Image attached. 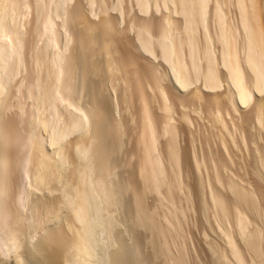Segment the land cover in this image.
<instances>
[{"label":"rangeland","instance_id":"1","mask_svg":"<svg viewBox=\"0 0 264 264\" xmlns=\"http://www.w3.org/2000/svg\"><path fill=\"white\" fill-rule=\"evenodd\" d=\"M28 1V2H27ZM35 1V0H34ZM33 1V2H34ZM39 1H40V3H45L44 5H43V3L42 4H40L39 3ZM50 0H36V2H32L31 0H26V2H24L23 4L24 5H22L21 4V6H20V9L17 11V13H15L13 16L15 17V18H12L13 20H14V25H16V23L15 22H17V25H16V27L15 28H17V29H15V30H13V28H10V30L11 31H16L17 30V32H19V36H20V38L21 37H23V38H21L22 40H21V44H22V46H21V48H22V52L20 51V54L22 53V55H20V57H23V61H22V58H20L21 60H20V62H21V65H24L22 68H21V65H19L17 68L19 69V68H21L20 69V71H18V69H16L17 70V75H15L16 77H14L13 79H12V81L10 82H8V81H6V82H8V83H6V84H9V87L7 88L6 87V85H5V88H3V90L4 91H2V92H4V93H2L1 95H0V105H1V101L3 102H5V104L6 105H8V107H6V105L4 104V102L2 103V105L0 106V139H1V142H0V168L2 167V169L3 168H7L5 171L6 172H4V171H2V169H0V171L1 172H3V173H0V175L2 174H6V178H7V176L9 177V178H7V181H6V179H5V176H0V191H3L2 193L0 192V196L3 194V196L1 197V199L0 200H2V201H0V203H1V205H3V206H0V213H1V211H2V213H1V215L5 218V216L7 217V218H5V222L7 221V223H5L4 222V225L5 224H7V225H3V227H6L5 229L2 227V229H4V230H2V232L4 233L5 231L7 232V233H5L6 234V236H7V238H8V236H9V231L14 227V225L15 224H12L11 222H13L15 219H17L16 220V222L14 221V223H16V224H20V225H16L18 228H19V230H21V231H19L20 232V234L22 233V234H24V235H20L21 237H18V243H19V245L18 246H20L21 247V249H20V247H19V251L20 252H16V250L14 251L13 249L15 248V249H17L15 246H13V244L10 242V237H9V239H6V237H5V241L4 242H6L3 246H0V264H11V262L12 263H14V261L17 259V257L20 255V256H22V255H24V256H26V259H24L25 257L24 256H22V257H20L21 258V261H22V264H24V262H25V264H42V262H37V261H39L38 259H40V261H41V258L40 257H42L43 256V254H45L46 253V250H44L43 248H44V245H40V247H39V244H41L40 242H43V244L47 241V239L48 238H50L51 239V235H52V238H54L55 237V234L54 233H62V231H59L60 229H63L64 231V233L66 234V233H68V226L66 227L65 226V223L67 222V224L69 225V221H66L65 222V219L67 218V220H69V211H68V209H64L63 207H65L66 208V206L67 205H65L66 203H67V201H64V200H66V198L65 197H67V196H64L63 195V193L60 195L61 196V199H60V197H58V199H57V197L56 196H58L59 195V193H61V190L62 189H60V188H58L59 187V185L60 186H66V184H67V186H66V188L68 187V183H73L72 181L71 182H69L70 181V179L69 178H72L71 180H73V181H75L76 179V176L77 175H79V173H80V171L79 170H81L82 169V163L81 162H79L78 160H80L79 158H77V155L75 154V152L72 150L73 148H72V146L74 145V142L76 143V142H80L81 143V140H82V143L81 144H83V145H90V143L92 142V144L94 145H92L93 147H91V148H94L93 150L95 151V152H93V155L92 156H94L93 158H91L90 160H89V164H90V168H91V170H92V173H93V175H96L95 173L96 172H101L100 174H104V175H102L101 177H104L105 178V181H107L108 182V180H110L111 178L110 177H112V179H113V181H112V179L110 180V181H112L111 183H112V185L113 184H115V188H117L116 186H118V187H120V189H121V191L122 190H127L126 192L124 191V193H125V196H123V198H124V200H123V198L121 199L120 197V199H118V197H117V201L118 200H122V202H118L117 203V201L115 202V203H117L116 205H118V206H116V207H118V208H116L115 207V205H114V208L112 209V210H109L110 208H108L106 211H107V213H106V211L104 212V214L106 215H103V219H104V223L106 224V223H109L110 224V222H112V225L114 224V226H115V228L110 224V225H104L103 226V231H104V229L105 230H108V231H110V229H108V228H111V227H113V230H111L109 233L111 234L110 236L108 235V236H104V234L106 235V233H104L103 234V236L104 237H102V234L100 233L99 234V236H100V239H99V243H100V240H101V242L104 240V239H106V241H103V242H105L104 243V245H102L103 244V242H102V244H101V246H99L100 244H98V246H96L97 248V250H96V254H98L97 255V257L99 256L100 258H102V261H101V263L99 262V264H114L115 262H116V264H242L243 263V261H244V264H264V171H263V168H262V166H259L258 168H257V163L259 164V162L262 160V159H264V152H262L263 150H264V130H263V128L261 127V125L258 123V121L257 120H255L254 119V117L253 116H251L250 115V120H252V122L250 121V120H242V119H244V117L245 116H249L248 114L251 112V110L253 109V103L255 104V101H256V98L257 99H259V98H261V97H264V94H259V95H263V96H258V95H256L254 98H253V100H252V102H251V105H249V106H247V107H245V108H237V110H233L232 108H230V110H228L229 111V113H226V114H224V112H222V113H220V114H218V115H215L214 113H212L211 114V112L209 113V111L206 109V107H207V105H205L206 103H205V101H204V99L203 98H201L200 100H198V101H196V100H192V99H190L189 97V95H190V93L193 91V89H194V86L193 85H190L191 87H188V88H180V87H178L177 85H176V83H174V78L172 77L173 76V74H171L170 72H169V69H168V67H166L167 66V64H165L166 62L164 61V60H162L163 58H161V55H159V53L158 52H155L156 54L154 55V53L152 54L151 53V55H150V53H148V52H145V51H143L140 47H138L137 46V44H138V42H137V36H136V33H137V30H138V21H139V19H142V18H146V19H154L155 21H158L159 22V20L161 19V16H162V14H164V13H167V9H165V8H163V6L162 5H159V8H158V10L157 9H155V7L153 6V5H151L152 4V1H150V6L148 7V11L146 12V11H144V12H141V11H139L138 9H137V5H136V3H133V1L135 2V0H130V1H128V0H96V1H93V6H91L92 7V9L90 10V6H89V0H75V1H77V3L74 1V0H66V1H64V3L67 5L68 3V6H67V8H66V5L65 4H63V6L62 7H60L59 8V10L56 8V12H55V8H53L55 5L54 4H56L57 3V0H56V2H54L53 3V1L51 0V2H49ZM62 1V0H61ZM60 0H58V2L60 3L61 2ZM79 1H81L80 3H79ZM101 1H103V2H101ZM118 1V2H117ZM31 2V3H30ZM40 4V5H38V3ZM96 2H99V3H96ZM104 2H106V3H104ZM116 2V3H115ZM122 2V3H121ZM127 2V3H126ZM36 3V4H35ZM52 3V4H51ZM100 3H102V5L100 4ZM132 3V4H131ZM35 4V5H34ZM48 4V5H47ZM75 4H77V5H75ZM80 4V5H79ZM30 7H32V8H30ZM42 5V6H41ZM51 5H53V7L51 6ZM69 5H71V6H69ZM104 5V6H103ZM106 5V6H105ZM109 5V6H108ZM128 5V6H127ZM28 6V7H27ZM51 6V7H50ZM73 6H75V7H73ZM77 6H78V8H77ZM81 6V7H80ZM161 6V7H160ZM24 7V8H23ZM28 9H27V8ZM41 7V8H40ZM47 7V8H46ZM51 9H50V8ZM70 8V10H69V8ZM90 7V8H89ZM100 7V8H99ZM113 9H115V10H113ZM134 7V8H133ZM39 10H38V9ZM44 8V9H43ZM46 8V9H45ZM50 10H49V9ZM62 8V9H61ZM63 8H65L64 10H63ZM75 8V9H74ZM119 8V9H118ZM126 8V9H125ZM128 8H130V9H128ZM154 8V9H153ZM26 9V10H25ZM32 9V10H31ZM50 11V12H48V10ZM73 9V10H72ZM83 9V10H82ZM118 9V10H117ZM121 9V10H120ZM128 9V10H127ZM34 10H36L37 11V13H36V11H34ZM52 10H54V11H52ZM67 10H69V11H67ZM77 12H76V11ZM101 10H102V12H101ZM107 10V11H106ZM127 10V11H126ZM129 10H131V11H129ZM33 11V12H32ZM58 11H61V12H58ZM64 11H67V12H64ZM81 11V12H80ZM91 11V12H90ZM122 11V12H121ZM123 11L125 12V14L123 13ZM165 11V12H164ZM53 12H55L54 14H53ZM72 12V13H71ZM75 12V13H74ZM160 12V13H159ZM19 13V15H17ZM43 13V14H42ZM64 13V14H63ZM74 13V14H73ZM82 13V14H81ZM146 13H148V14H146ZM36 14V15H35ZM49 14H50V16H49ZM70 16H68V15ZM71 14V15H70ZM22 15V16H21ZM46 15V16H45ZM54 15V16H53ZM63 15H64V18H63ZM75 15V16H74ZM84 15V16H83ZM114 15V16H113ZM122 17H121V16ZM136 15V16H135ZM141 15V16H140ZM152 15V16H151ZM158 15V16H157ZM161 15V16H160ZM172 15H174L173 17H177V15H175V14H172ZM17 16V17H16ZM37 16V17H36ZM45 16V17H44ZM60 16H62V20L64 21V19H65V23L67 22V20H68V22L66 23V25H65V23L64 22H62L61 21V17ZM77 16L79 17V19L77 18ZM83 16V17H82ZM128 16V17H127ZM18 17H20L21 18V20H20V18H18ZM37 18V20H35L34 21V18ZM50 18L52 21V25H53V29L55 30L54 32V34L58 37V39L55 37V35L53 34V35H51L50 34V36L52 37V38H50V39H53V42H52V40H49V35L48 34H45L44 32H43V28H44V22H45V18ZM65 17H67V18H69V19H67V18H65ZM100 17V18H99ZM104 17H106V19H108V21L109 22H107L106 23V25H104V26H106V28H105V30L107 31V33L103 36L102 34H104V33H101V34H99L98 32H99V30H97L96 28H94V30H92V29H89V27H88V29H87V26L86 25H88V24H93V23H99L102 19L101 18H104ZM120 17V18H119ZM132 17V18H131ZM148 17V18H147ZM17 18V19H16ZM40 20H39V19ZM70 18H72V20L70 19ZM80 18H82L83 20L81 21V19ZM139 18V19H138ZM33 19V20H32ZM54 19H56V20H54ZM76 19H78V20H76ZM85 19V20H84ZM112 19V20H111ZM115 19V20H114ZM119 19V20H118ZM121 19V20H120ZM263 19H264V16H263ZM13 20H12V22H10V24H12L13 23ZM61 22H60V21ZM80 20V21H79ZM127 20H129V21H127ZM70 21V22H69ZM73 21V22H72ZM74 21H77V22H74ZM87 21H88V23H87ZM90 21H92V22H90ZM116 21V22H115ZM119 21V22H118ZM126 21V22H125ZM131 21V22H130ZM56 22V23H55ZM59 22V23H58ZM86 22V23H85ZM110 22H112V23H110ZM114 22V23H113ZM121 22V23H120ZM130 22V23H129ZM135 22H136V24H135ZM34 23V24H33ZM36 23V24H35ZM44 23V24H43ZM55 23V24H54ZM60 23H62V25L60 24ZM71 23V24H70ZM75 23V24H74ZM86 25H85V24ZM118 23H120V25L118 24ZM22 26H21V25ZM57 24V25H56ZM74 24V25H73ZM84 24V25H83ZM129 24V25H128ZM131 24V25H130ZM19 25V26H18ZM36 25V26H35ZM42 25V26H41ZM58 28V26H59V28L57 29L55 26ZM67 25H68V27H67ZM70 25H71V27H70ZM117 27H116V26ZM10 27H13L12 25H9ZM33 27V29H34V31L32 30V27ZM35 26V27H34ZM62 26V27H61ZM63 26H64V28L65 27H67L66 28V30L63 28ZM85 27V28H82V27ZM88 26H90V25H88ZM115 26V27H114ZM137 26V27H136ZM30 27V28H29ZM40 27H42V28H40ZM73 27H76V28H73ZM78 27V28H77ZM80 27V28H79ZM132 27H134V30H133V28ZM19 28H21V30L22 31H20V29ZM29 28V29H28ZM73 28V29H72ZM120 28V29H119ZM128 28V29H127ZM131 28V29H130ZM40 29V31H38ZM42 29V30H41ZM57 29V30H56ZM68 29H69V31H70V33L71 34H69V32H68ZM77 29V30H76ZM87 29V30H86ZM113 29V30H112ZM115 29V30H114ZM19 30V31H18ZM32 30V31H31ZM74 30V31H73ZM44 33V35H40V34H43L42 32ZM60 31V32H59ZM67 31V32H66ZM80 31V32H79ZM86 33H85V32ZM92 31V32H91ZM94 31V32H93ZM115 31V32H114ZM159 31V30H158ZM39 32V33H38ZM62 32V33H61ZM64 32H66V33H64ZM91 32V33H90ZM103 32V31H102ZM125 32V33H124ZM30 33H33L32 35H35V36H32V35H30ZM37 33V34H36ZM83 33V34H82ZM88 33V34H87ZM97 35H96V34ZM59 34V35H58ZM68 35V37L67 36H65V35ZM80 34H82L81 36H80ZM84 34H86V36L84 35ZM17 35H18V33H17ZM94 36L93 38H92V36ZM102 35V36H101ZM46 36V37H45ZM55 38H54V37ZM62 36V37H61ZM79 36V37H78ZM67 37V38H66ZM83 37V38H82ZM85 37H86V39H85ZM102 37V38H101ZM119 37V38H118ZM122 37V38H121ZM127 37V38H126ZM131 37V38H130ZM136 37V38H135ZM26 38V39H25ZM43 38H45V39H43ZM64 38H66V39H64ZM95 38V39H94ZM105 38H109V40H111V44H112V46L110 45V42H107L106 43V41H108L107 39H105ZM113 38H114V44L112 43L113 41ZM130 38V39H129ZM36 39V40H35ZM43 39V40H42ZM54 39H55V41H57L58 40V42H55L56 44H54V45H52L53 43H54ZM78 39V40H77ZM84 39V41H82ZM93 39V40H92ZM135 39V40H134ZM0 40L1 41H3V42H5V43H8L7 41H8V39H5V37H1L0 38ZM6 40V41H5ZM47 42H49V43H47L48 45H49V47H46L45 45H46V41ZM49 40V41H48ZM66 40V41H65ZM88 40H90V41H88ZM103 40V41H102ZM126 40V41H125ZM62 41V42H61ZM64 41V42H63ZM67 41H68V43H67ZM80 41V42H79ZM121 41H123V42H121ZM23 42V43H22ZM66 42V43H65ZM81 42H82V44H81ZM92 44H91V43ZM94 42V43H93ZM131 42V43H130ZM50 43H51V45H50ZM105 43V44H104ZM108 43H109V45H108ZM59 44H60V47H59ZM67 46H66V45ZM86 44H87V46H86ZM47 45V46H48ZM59 48H57L56 46ZM83 45V46H82ZM93 47H92V46ZM116 46V51H115V48H114V46ZM43 46L44 47H46V48H43ZM54 46V47H53ZM69 46H70V48L72 47V49H69ZM86 46V47H85ZM105 46H108L107 48H105ZM111 46V47H110ZM136 46V47H135ZM37 47H39V50H38V48ZM55 47L57 48V49H55ZM78 47H80V48H78ZM82 47V48H81ZM92 49H91V48ZM102 47H104L107 51H105V50H103V48ZM113 47V48H112ZM120 49H119V48ZM133 47V48H132ZM37 48V49H36ZM47 48H51V49H47ZM62 50H61V49ZM64 48V49H63ZM78 48V49H77ZM86 50H85V49ZM98 48H100V49H98ZM133 49L132 51H133V54H135L136 55V59H137V61H136V65H135V67L137 68V72H136V74H137V76L138 77H141L142 78V80L140 81V90H139V88H137L136 87V89L135 88H133L134 87V85H135V83L136 82H134L133 80H132V78L131 77H133V73L132 74H130L129 72H123L122 70H123V68H121L122 66H120V70L122 71H120V73L118 72V74H116V76H117V79L116 78H112L111 79V81H110V79L108 78V76H107V74L109 73V72H106L107 70H105L106 68V66H105V64L108 62V60H112L113 62H115L117 65L119 64V63H117V61L119 62V59H120V61H121V57H123L122 55L124 54V52H125V50H127V49ZM35 49H36V51H35ZM43 49V50H42ZM87 49L89 50V51H87ZM112 49V51H110ZM56 50V51H55ZM59 50H61V52L59 51ZM64 50V51H63ZM73 52H71V51ZM85 50V51H84ZM102 50H103V52H102ZM124 50V51H123ZM41 51H43L44 52V56H46L45 58H44V61H43V53L41 52ZM58 51V52H57ZM62 51H63V54H62ZM91 51V52H90ZM116 52V54H114L115 52ZM120 51V52H119ZM145 52V54L143 53V52ZM53 52H57V53H59V54H61V56H65V57H67V58H65V59H67V61L65 60V59H62V61L63 62H65L64 64H65V66H63V65H61V64H59L62 68L63 67H66V68H68V69H66V70H63L61 67H60V69H61V72H62V70H63V72L65 71H68V73L70 72V69H71V74L69 73V74H67V73H65L64 72V77H65V75H66V78H67V80L68 81H70V79L72 80L71 81V84H70V82H68L65 78H64V80L69 84V85H72L73 87V100H75V101H71V99H70V103L68 102V105L69 104H74V107H73V105H72V109H71V105H69V107L67 106V104H65V103H67V101H65L64 100V102L61 104L62 106H66V107H68L69 109H71V110H73V111H77L76 113L77 114H79V113H82V115L85 113V111H87L86 113H87V119H88V122L86 121V124H85V127L84 128H82V129H80L79 131H81L80 133H79V131L77 130V132L76 131H74V132H71V133H69L68 135H66V137L65 138H67V139H63L59 144L60 145H53V147H52V145H49V139H48V133L46 132V130L44 129L43 130V128L40 126L39 127V129H38V126H36V125H39V117H37V114H38V106L40 107L41 106V108H42V110L45 108V105L44 104H36L35 105V103L37 102V98H35V96H37L36 95V93L37 92H35V87H34V84H36V81H35V83H34V81L33 80H36V78H35V76L37 77V76H40V74L39 73H41L42 72V70L41 69H43V72H44V70H46V68L50 65V64H52L53 65V61H52V58H53V56H54V53ZM80 52V53H79ZM87 52V53H86ZM106 52V53H105ZM36 53H38L37 55H36ZM48 53H50V54H48ZM52 53H53V55H52ZM89 53H91V54H89ZM99 53H101V54H99ZM147 53V54H146ZM32 54V55H31ZM68 54V55H67ZM80 54H81V57H78V55L80 56ZM95 54H97V55H95ZM106 56H105V55ZM120 54H121V56H120ZM42 56V58H40L43 62H44V64H43V62H42V65H36V62H35V60H31V59H34V58H36V57H31V56H38V57H40V56ZM92 55V56H91ZM99 55V56H98ZM158 55V56H157ZM49 56V57H48ZM77 56V57H76ZM84 56H87V58L86 57H84ZM115 56V57H114ZM153 56V57H152ZM154 56H155V58H154ZM71 57V58H70ZM102 57V58H101ZM109 57V58H108ZM139 57V58H138ZM141 57V58H140ZM159 57V58H158ZM49 58H51V59H49ZM63 58V57H62ZM86 58V60L85 61H87L88 60V62H89V64L91 63H95V61L98 63V62H102V64H104L103 66H102V64H95V65H93V66H96V68H93V72H92V74H93V77L95 76V78H96V76H97V78L95 79V78H92V75L90 74L89 75V77H88V74L87 73H85V68H84V66H85V64H84V62H82V60H84ZM90 58V59H89ZM111 58V59H110ZM117 58V59H116ZM144 58V59H143ZM158 58V59H157ZM92 59H94V60H92ZM108 59V60H107ZM139 59V60H138ZM160 59V60H159ZM9 60H11V59H9ZM51 60V61H50ZM68 60H70V61H68ZM79 60H80V62H79ZM107 60V61H106ZM149 60V61H148ZM156 60V61H155ZM31 61H32V63H31ZM34 61V62H33ZM47 61H48V63H47ZM50 61V62H49ZM74 61H78V62H74ZM164 61V62H163ZM25 62V63H24ZM63 62H61V63H63ZM67 62H69L68 63V65H67ZM149 62V63H148ZM161 62V63H160ZM23 63V64H22ZM35 63V64H34ZM71 63V64H70ZM77 63H78V65H79V67H78V65H77ZM83 63V64H82ZM86 63V62H85ZM158 63V64H157ZM20 64V63H19ZM36 65V66H34V65ZM48 64V65H47ZM151 64H152V66H151ZM71 65H72V67H71ZM82 65V66H81ZM163 65L165 66V67H163ZM38 66V67H37ZM40 66H42L41 68H40ZM44 66H46V68L44 67ZM53 66H55V65H53ZM68 66H70V67H68ZM73 66H76V67H73ZM92 66V67H93ZM105 66V67H104ZM7 67V66H6ZM33 67V68H32ZM82 67V68H81ZM91 67V68H92ZM100 67V70H98V68ZM101 67H103V68H101ZM158 67V68H157ZM35 68V69H34ZM37 68L39 69V70H37ZM74 68V69H73ZM90 68V69H91ZM156 68V69H155ZM96 69H97V71H96ZM146 69V70H145ZM151 69V70H150ZM164 69V70H163ZM34 70V71H33ZM36 70V71H35ZM75 70V71H74ZM78 70H79V72H78ZM82 70H83V72H82ZM103 70H104V72H103ZM153 70V73L154 74H156V76H157V78H159L158 79V83H159V89L157 88H153V87H151L147 82H144L145 80V77H146V73H147V71H152ZM154 70H156V71H154ZM39 71V72H38ZM96 71V72H95ZM99 71H100V73H99ZM145 71V72H144ZM2 72H4V71H2ZM6 72V71H5ZM8 72V71H7ZM16 72V71H15ZM30 72V73H29ZM37 72H38V74H37ZM42 72V73H43ZM74 72V73H73ZM157 72V73H156ZM27 73H29V75L27 74ZM111 73V72H110ZM125 73V74H124ZM142 73V74H141ZM149 73V72H148ZM151 73V72H150ZM149 73V74H150ZM152 73V74H153ZM30 74H31V76L33 77V78H31V76H30ZM75 74V75H74ZM97 74V75H96ZM163 74H165V75H163ZM4 74H1V76H3ZM6 75V74H5ZM68 75H69V77H68ZM77 75V76H76ZM85 75H87L86 77H85ZM100 75V76H99ZM104 75H105V77H106V79H105V77H104ZM119 75V76H118ZM162 75V76H161ZM27 76H29L30 78H27ZM73 77V78H71V77ZM102 76H103V78H102ZM111 76V75H110ZM109 76V77H110ZM164 76V77H163ZM84 77H85V79H88L87 80V83L85 82V80H83L84 79ZM113 77H114V75H113ZM119 77V78H118ZM4 79V76L3 77H1V79ZM76 78V79H75ZM78 78H80V79H78ZM91 78V79H90ZM140 78V79H141ZM15 79V80H14ZM26 79H27V82H26ZM39 79V78H38ZM74 79V80H73ZM78 79V80H77ZM104 79V80H103ZM109 79V80H108ZM116 79V80H115ZM122 81H121V80ZM131 79V80H130ZM14 80V81H13ZM22 82H21V81ZM28 80H29V83H28ZM31 80V81H30ZM89 80H92V81H90V82H88ZM94 80H96V81H94ZM99 80H100V82H99ZM106 80V81H105ZM118 80H120V82L118 81ZM125 80V81H124ZM144 80V81H143ZM17 81V82H16ZM32 81H33V83H32ZM102 81V82H101ZM108 81V82H107ZM127 81H128V84H127ZM163 81V82H162ZM14 82V83H13ZM19 82V85L17 84ZM66 82H64V84L66 83ZM75 82V83H74ZM93 82V83H92ZM104 82V83H103ZM130 82V83H129ZM21 83L23 84V85H21ZM82 83V84H81ZM92 83V84H91ZM99 83V84H98ZM124 83V84H123ZM144 83V84H143ZM13 84V85H12ZM25 84H27V85H25ZM74 84H75V86H74ZM80 84V85H79ZM85 84V85H84ZM86 84H88V85H86ZM91 84V85H90ZM107 84V85H106ZM113 85V89L111 88V85ZM130 84H132V88L129 86ZM199 84V82L197 83V85ZM18 87H17V86ZM21 85V86H20ZM28 85H29V87H28ZM32 85H33V87H32ZM93 85V86H92ZM110 85V86H109ZM129 87V88H131V89H129V88H127V86ZM162 85V86H161ZM171 85V86H170ZM225 85V84H224ZM224 85L222 86V87H220V89H217L216 91H212L211 92V90H207V89H205V88H203V87H201L203 90V93H202V95H204V97L205 96H207V95H212V94H214V93H217V94H223V92L225 91L224 89L226 88H224ZM26 86V87H25ZM86 86H87V88H86ZM89 86V87H88ZM118 86V87H117ZM150 86V87H149ZM166 87V88H164V87ZM168 86V87H167ZM20 87V88H19ZM31 87V89H29ZM102 87V88H101ZM106 87V88H105ZM116 87V88H115ZM174 87V88H173ZM11 88V90H9ZM14 88V89H13ZM80 88V89H79ZM98 88V89H97ZM117 88H120V89H117ZM170 88L172 89V90H170ZM6 89V90H5ZM21 89H22V91H21ZM34 89V90H33ZM85 89H86V91H85ZM92 89V90H91ZM97 89V90H96ZM101 89H103V91L101 92H99V90H101ZM109 91H108V90ZM165 89V90H164ZM7 90H8V92H7ZM12 90H13V92H12ZM14 90H15V92H14ZM27 92H25V91ZM27 90H29V91H27ZM30 90H31V92H30ZM34 92H33V91ZM83 90H84V92H83ZM95 90H96V92H95ZM106 90V91H105ZM130 90V91H129ZM135 90V91H134ZM141 90H142V92H141ZM157 90V91H156ZM159 90V91H158ZM163 90V92L162 93H160L161 91ZM168 90V91H167ZM183 90V91H182ZM11 91V92H10ZM112 91V92H111ZM117 91V92H116ZM132 91V92H131ZM143 91H144V93H143ZM151 91V92H150ZM201 91V92H202ZM25 92V94H23V93ZM77 94H76V93ZM104 92V93H103ZM153 92V93H152ZM170 92V93H169ZM206 92V93H205ZM222 92V93H221ZM12 93V94H11ZM14 93V94H13ZM75 93V94H74ZM103 93V94H102ZM109 93V94H108ZM119 93V94H118ZM126 93V94H125ZM140 93L141 94H144V95H140ZM148 93V94H147ZM153 95H155V97H153L152 98V94ZM166 93V94H165ZM172 93V94H171ZM186 93V94H185ZM7 94V95H6ZM29 96H28V95ZM30 94H32V96H33V98L31 97V95ZM78 94H79V96H78ZM85 94V95H84ZM91 94V95H90ZM105 94V95H104ZM161 94V95H160ZM165 96H164V95ZM185 94V95H184ZM207 94V95H206ZM10 95V97H8ZM76 95V96H75ZM83 97V98H81V96ZM88 95V96H87ZM118 95H119V97H118ZM4 96H7V97H4ZM15 96V97H14ZM104 96V97H103ZM124 96V97H123ZM139 96L141 97L140 99H139ZM149 96H150V98H149ZM183 96V97H182ZM2 97V98H1ZM14 97V98H13ZM86 97V98H85ZM89 97V99H87ZM93 97V98H92ZM103 97V98H102ZM108 97V98H107ZM179 97V98H178ZM259 97V98H258ZM11 99V102H9L10 101V99ZM12 98H13V100H12ZM27 98V99H26ZM76 98V99H75ZM112 98V99H111ZM115 98V99H114ZM126 98H128V99H126ZM158 98V99H157ZM170 100H168V99ZM4 99V100H3ZM9 101H8V100ZM93 99H94V101H93ZM131 99V100H130ZM138 101H137V100ZM174 99V100H173ZM175 99H177V100H175ZM186 101H188V102H186ZM30 100V101H29ZM31 100H32V102H31ZM90 100V101H89ZM96 100H98L97 102H96ZM106 100H107V102H108V104H107V102H106ZM142 100V101H141ZM153 100V101H152ZM156 100V101H155ZM162 100H164V101H162ZM168 100V101H167ZM182 100V101H181ZM190 100V101H189ZM263 100V103H264V99H262ZM36 101V102H35ZM104 101H105V103H104ZM140 101V102H139ZM143 101L146 103V106H147V110H149V112H150V114H151V116H152V118H153V132H154V134H156L155 136V139H154V142H153V145H155L154 147L155 148H153V151H154V153H156L157 152V154H155V156H162V157H157L158 159H159V162L161 163V165H160V163H159V166L162 168V175H161V179H162V181H161V183H160V185H156V180H154L152 177L150 178V176L151 175H149V174H151V171H152V169H150V168H148L147 167V165H146V169H145V174L144 173H142L141 172V169H142V167H141V163H143L144 162V160H141V159H144V149L142 148V146H141V144L139 143V137H140V133H142V125L141 124H143V122H142V119L144 118V116H143V113L142 114H140L143 110V108H142V104L141 103H143ZM151 101V102H150ZM185 101V102H184ZM24 102V103H23ZM34 102V103H33ZM73 102V103H72ZM90 102V103H89ZM137 102L139 103V105L137 104ZM167 102V103H166ZM177 102V103H176ZM181 102V103H180ZM196 102V103H195ZM199 102V103H198ZM8 103V104H7ZM12 105H11V104ZM16 105H15V104ZM26 103H28V104H26ZM39 103V102H38ZM126 103H127V105H126ZM151 103H154L153 105L151 104ZM22 104V105H21ZM30 104H31V106H30ZM35 105V107H34V105ZM77 104V105H76ZM85 104V105H84ZM89 104V105H88ZM91 104V105H90ZM148 104H149V106H148ZM170 104V105H169ZM179 104H182V105H179ZM194 104V105H193ZM196 104H197V107H196ZM17 105H19V106H17ZM38 105V106H37ZM81 105L83 106V109H82V107H81ZM102 105H104L103 107L105 108V112L102 110L103 109V107H102ZM111 107H110V106ZM135 105V106H134ZM155 105V106H154ZM161 107H160V106ZM162 105H163V107H162ZM175 107H174V106ZM3 106V107H2ZM5 106V107H4ZM10 106V107H9ZM21 106H22V108L24 107V109H22L21 108ZM61 106V107H62ZM89 106V107H88ZM95 106V107H94ZM99 106H101L100 108H98ZM106 106V107H105ZM116 106V107H115ZM124 106V107H123ZM130 106V107H129ZM134 106V107H133ZM159 106V107H158ZM166 106H167V110H165L164 111V109L166 108ZM171 106V107H170ZM177 106V107H176ZM192 106V107H191ZM194 106V107H193ZM16 107V108H15ZM25 107L27 108V109H29V111L26 109L25 110ZM29 107V108H28ZM33 109H32V108ZM76 107V108H75ZM110 107V108H109ZM133 107V108H132ZM141 107V108H140ZM158 107V108H157ZM2 108H4V109H7V110H5V113L3 112L4 111V109H2ZM21 108V109H20ZM107 108V109H106ZM131 108V109H130ZM164 108V109H163ZM171 110H170V109ZM180 108H182V109H180ZM196 108V109H195ZM199 108V109H198ZM13 109V110H12ZM15 109V110H14ZM18 109H19V112H18ZM36 109H37V111H36ZM81 109H82V111L84 112H82L81 111ZM86 109V110H85ZM110 109V110H109ZM126 109V110H125ZM158 109H159V111H158ZM162 109H163V113L161 112L162 111ZM188 109V110H187ZM193 109H194V111H193ZM21 110V111H20ZM116 110H118V111H116ZM128 110V111H127ZM142 110V111H141ZM181 110V111H180ZM196 110H198V112L196 111ZM8 111V112H7ZM17 111V112H16ZM79 111V112H78ZM92 111V112H91ZM94 111V112H93ZM101 111V112H100ZM118 112V113H116V112ZM136 111V112H135ZM157 111V112H156ZM173 111V112H172ZM196 111V112H195ZM206 111V112H205ZM233 112V114H232V112ZM249 111V112H248ZM14 112V113H13ZM28 114H27V113ZM35 112H37V113H35ZM47 112H48V110H47ZM92 113V115H91V113ZM99 113V116H97L98 115V113ZM106 112H107V114H106ZM113 112V113H112ZM120 112V113H119ZM201 112V113H200ZM237 112V113H236ZM248 112V113H247ZM8 113V114H7ZM10 113H12V114H10ZM18 115H17V114ZM30 113H31V115H30ZM32 113L33 114H36V116L34 115H32ZM45 114H46V112H44ZM88 113H89V115H88ZM124 113H125V115H124ZM135 115H134V114ZM167 113V114H166ZM236 113V114H235ZM22 114H23V116H22ZM49 114V112L46 114V115H48ZM101 114V115H100ZM120 114V115H119ZM129 114V115H128ZM136 114H137V116H136ZM161 114V115H160ZM163 114V115H162ZM165 114L166 115H169L170 116V118H167V119H165L166 118V116H165ZM224 114V115H223ZM232 114V115H231ZM243 114V115H242ZM245 114H247V115H245ZM251 114V113H250ZM3 115V116H2ZM11 115V116H10ZM81 115V114H80ZM105 115V116H104ZM131 115V116H130ZM157 115V116H156ZM179 115H180V119H178L177 117H179ZM183 115H185L184 117H183ZM206 115V116H205ZM238 115V116H237ZM16 116V117H15ZM19 118H21V119H19L18 120V117ZM30 116V117H29ZM31 116H33V117H31ZM123 116V118H121ZM165 116V117H164ZM173 116V117H172ZM182 116V117H181ZM214 116H216V117H214ZM223 116V117H222ZM243 116V117H242ZM9 117V118H8ZM10 117H12V118H14V119H12V118H10ZM27 117H29V120H30V123L31 122H34L35 121V125L32 123V124H28L29 123V120H28V118ZM92 117H94L93 119H92ZM99 117H101V119L99 118ZM105 119H104V118ZM118 117V118H117ZM159 117V118H158ZM163 117V118H162ZM174 117H175V119H174ZM206 117V118H205ZM230 117V118H229ZM24 118V119H23ZM33 118L35 119L36 118V120H33ZM97 118V119H96ZM106 118H107V120H106ZM120 118V119H119ZM208 118V119H207ZM212 118V119H211ZM213 118H215V119H220V121L221 120H223L222 122L224 123V125L226 124V126L224 127V128H222V130H224V132L223 133H225L226 132V130H228V129H230V127H231V129H230V131H227L226 133V137H227V135L228 136H230L229 135V133H232V135L230 136L231 138H227L226 140H225V144L227 145V146H229V147H225V146H223V144H220L219 142H222L221 141V139L219 138V137H221V134H220V129H219V131H218V128H219V125H218V123L216 124L215 123V125L214 124H212L213 123V121L212 120H215V119H213ZM239 118V119H238ZM240 118H242L241 120H240ZM7 119V120H6ZM9 119H11V120H15V122L13 123V125L11 126V124H12V122L9 120ZM26 119V121H24ZM64 119V117L63 118H61V120H63ZM118 119V120H117ZM133 119V120H132ZM161 119V120H160ZM171 119H172V121H171ZM175 121H174V120ZM183 119V120H182ZM23 122H22V121ZM28 120V121H27ZM61 120H59V121H61ZM92 120H93V122H92ZM97 120V121H96ZM130 120V121H129ZM137 120H138V122H137ZM144 120V119H143ZM162 120H163V122H162ZM186 120V121H185ZM217 120V121H218ZM226 122H225V121ZM230 120V121H229ZM233 120V121H232ZM237 120H240L239 122L237 121ZM10 123H8V122ZM64 121V120H63ZM62 121V122H63ZM91 121V122H90ZM105 121V122H104ZM107 121V122H106ZM159 121V122H158ZM169 121V123H167ZM174 121V122H173ZM189 121V122H188ZM229 121V122H228ZM231 121H232V124L234 125H232L231 124ZM248 121V122H247ZM4 122V123H3ZM22 122V123H21ZM24 122H26L25 124H24ZM36 122H38V124L36 123ZM103 122L105 123V125H103ZM119 122V123H118ZM130 122V123H129ZM160 122H162L163 124L161 125V123ZM212 122V123H211ZM254 122H256L255 124H253ZM2 123V124H1ZM49 124L48 125H50V122H48ZM60 123V122H59ZM90 125H89V124ZM95 123V124H94ZM118 123V124H117ZM122 123V124H121ZM172 123H174V124H172ZM209 123H211L212 124V126H211V124L209 125ZM229 125H228V124ZM252 123V124H251ZM9 125V128H8V125ZM16 124H17V126H16ZM26 124H28V125H30V127H32L33 125V127H32V129H35V131L33 130V136H32V134H31V132L29 133L28 131H30V130H32L30 127V130L28 129V125H26ZM97 124H98V126H97ZM99 124H101V125H99ZM109 124V125H108ZM117 124V125H116ZM120 124V125H119ZM238 124H240V125H238ZM241 124H243V125H241ZM257 124V125H256ZM24 125V126H23ZM26 125V126H25ZM106 125H108V127L106 126ZM118 125H119V127H118ZM125 125V126H124ZM159 125H161V126H159ZM165 125H166V127H165ZM214 125V126H213ZM245 125V126H244ZM20 126V127H19ZM23 126V127H22ZM89 128H87V127ZM90 126V127H89ZM134 126V127H133ZM218 126V128H215V127H217ZM238 126H239V128H238ZM248 126V127H247ZM260 126V127H259ZM11 127H13V129L11 128ZM94 127V128H93ZM96 127V128H95ZM107 127V128H106ZM162 127V128H161ZM170 127H172V129L174 130V132H175V134H174V132H173V134L171 133V136L169 137V133H167V132H165L164 134L162 133V132H164V131H167L166 129H170ZM220 127H221V125H220ZM104 128V129H103ZM123 128V129H122ZM132 128V129H131ZM161 128V129H160ZM232 128H233V130L235 131H233L232 130ZM236 128V129H235ZM248 128V129H247ZM9 129H10V131H9ZM118 129H120V132L118 133L117 131H119ZM121 129H122V131H121ZM157 129V130H156ZM163 129V130H162ZM241 129V130H240ZM243 129V130H242ZM246 129V130H245ZM250 129V130H249ZM261 129V130H260ZM5 130V131H4ZM25 130H27V132L29 133H27V135H26V131L24 132ZM86 130V131H85ZM88 130V131H87ZM95 130V131H94ZM103 130V131H102ZM114 130V131H113ZM117 130V131H116ZM189 130H191V131H189ZM239 130V131H238ZM249 130V131H248ZM258 130V131H257ZM263 130V131H262ZM2 131V132H1ZM15 131H16V133H15ZM37 131H38V133H37ZM42 133V134H40V135H38L40 132ZM83 131H85L84 133H82ZM97 131L100 133H97ZM135 133H133V132ZM216 131H217V134H216ZM243 131V132H242ZM257 131V132H256ZM5 132V133H4ZM116 132L118 133V134H116ZM122 132H123V136H122ZM132 132V133H131ZM137 132V133H136ZM140 132V133H139ZM161 132V133H160ZM211 132V133H210ZM219 132V133H218ZM4 133V134H3ZM10 133H12L13 135H11ZM35 133V134H34ZM45 133V134H44ZM106 133V134H105ZM129 133H130V135H129ZM139 133V134H138ZM158 133V134H157ZM160 133V134H159ZM198 133V134H197ZM246 133V134H245ZM249 133V134H248ZM23 134V135H22ZM31 134V135H30ZM77 134V135H76ZM79 134H81V135H79ZM85 134V135H84ZM86 134H88L87 136H86ZM103 136H102V135ZM115 135V137H114V135ZM162 134V135H161ZM192 135V136H190V135ZM196 134V135H195ZM216 134V135H215ZM220 134V135H219ZM240 134H242V136L240 135ZM245 134V135H244ZM248 134V135H247ZM260 134V135H259ZM263 134V135H262ZM30 136V137H35V138H31V145L29 144V142L28 141H26V143H27V148L25 149L24 147L23 148H21L22 147V140L23 139H25L26 137L25 136ZM42 135V136H41ZM91 135H93L92 137H91ZM108 135H109V137H108ZM113 137H112V136ZM134 135V136H133ZM167 135V136H166ZM173 135V136H172ZM195 135V136H194ZM219 135V137H217ZM224 135V134H223ZM250 135V136H249ZM253 135H255V136H253ZM8 137V138H6V137ZM19 138H18V137ZM21 136V137H20ZM23 136V137H22ZM39 136V137H38ZM96 136V137H95ZM100 136V137H99ZM121 136H122V138H121ZM132 136V137H131ZM163 136V137H162ZM177 138H176V137ZM204 136V137H203ZM216 136V137H215ZM232 136H234V137H232ZM248 136V137H247ZM25 137V138H24ZM41 137V138H40ZM47 137V138H46ZM72 137V138H71ZM90 137V138H89ZM107 137H108V139H107ZM116 137H119V138H116ZM128 137V138H127ZM138 139H137V138ZM164 137H165V139H164ZM190 137H192V138H190ZM203 137V138H202ZM211 137V138H210ZM213 137V138H212ZM224 137V139L226 138L225 137V135L223 136ZM241 137V138H240ZM247 137V138H246ZM251 137H252V139H251ZM22 138V139H21ZM44 138V139H43ZM75 138H77V139H75ZM99 138H101V139H99ZM132 138V139H131ZM147 138H150L149 136L147 137ZM162 138H163V140H162ZM169 138H174L173 139V143H174V145H176L175 146V148H176V152H177V154L179 153V156H180V158H179V156H177V158H179L178 159V161H177V163H178V167L177 166H173V163L174 162H176V161H174V162H172L173 161V159H172V157L170 158V157H168V155H167V152L169 153V151H167V149L169 150V147H167L169 144V142H167L168 141V139ZM195 139V141H193L194 139ZM219 140L220 139V141H217V139ZM243 138V140L245 141H242V140H240V139H242ZM245 138V139H244ZM5 139V140H4ZM11 140V142H10V140ZM14 139V140H13ZM16 139V140H15ZM18 139V140H17ZM20 139V140H19ZM75 139V140H74ZM83 139H85V140H83ZM90 139V140H89ZM92 139V140H91ZM120 139H122V141H120ZM134 139H136V140H134ZM160 139V140H159ZM175 139H176V141H175ZM235 139V140H234ZM238 139H239V142H241V143H239L238 142ZM257 139V140H256ZM2 140H3V142H2ZM38 140H39V142L41 143V147H42V149H44V150H42L44 153H47V154H49L50 156H51V158H53V160L54 159H56V157H57V154H56V150H57V148H58V146H61L62 148H63V150L65 149L66 150V153L65 154H67L66 155V158L64 159V162L65 163H63L62 164V173L60 174V176L62 177V175H64L63 174V172H65V174H66V172H69L70 173V175L72 174V172H76V173H74V174H76L74 177H72V176H70L68 173V175H65L66 176V179H65V177L63 176V179H65L64 181H66L67 180V177H69L68 178V180L66 181V182H68V183H65V184H63V185H61L62 183H64L63 181H61L60 182V178L61 177H55L56 175L58 176L59 175V173L57 172H55V173H53V170H52V174H51V177L52 176H54L55 178H53L52 180L55 182H53V184H52V181H49V182H51V184L49 185V183H48V185H47V182L46 181H44L45 183L44 184H38V183H40V182H38V180L39 179H37L36 181L37 182H35V184L33 185V181L32 180H30L34 175L33 174H35L36 173V163H35V161L36 160H38V156H37V148H35V146L37 147V144L39 143L38 142ZM67 140V141H66ZM71 140H74V141H71ZM79 140V141H78ZM90 142H89V141ZM103 140V141H102ZM111 140V141H110ZM147 140V139H146ZM156 140V141H155ZM205 140H208L207 142L205 141ZM248 140V141H247ZM251 140V141H250ZM19 141V143H17ZM22 141V142H21ZM44 141V142H43ZM128 141V142H127ZM138 141V142H137ZM159 141H161V143L159 142ZM204 141V142H203ZM210 141V142H209ZM213 141V142H212ZM231 141V142H230ZM234 141H235V144H234ZM237 141V142H236ZM5 142V143H4ZM37 142V143H36ZM44 144H43V143ZM46 142V143H45ZM87 144H86V143ZM104 144H103V143ZM109 142V143H108ZM130 142H132V143H130ZM233 142V143H232ZM252 142V143H251ZM5 145H4V144ZM21 143V144H20ZM34 143V144H33ZM73 143V144H72ZM98 143V144H97ZM120 143H121V145H120ZM124 143H126V144H124ZM139 143V144H138ZM163 143V144H162ZM176 143V144H175ZM191 143V144H190ZM215 145H214V144ZM217 143V144H216ZM219 143V144H218ZM227 143H229V144H227ZM247 143V144H246ZM255 143V144H254ZM16 146H15V145ZM103 144V145H102ZM112 144V145H111ZM157 144H159V145H157ZM166 144H168V145H166ZM206 144H207V146H206ZM231 144V145H230ZM238 144V145H237ZM263 144V145H262ZM9 145V146H8ZM14 145V146H13ZM20 145V146H19ZM31 147H30V146ZM32 145H33V148H32ZM44 145V146H43ZM64 145V146H63ZM67 145V146H66ZM69 145V146H68ZM90 145V146H91ZM98 145V146H97ZM126 145V146H125ZM188 145V146H187ZM190 145H192V146H190ZM212 145V146H211ZM215 147H214V146ZM220 145V146H219ZM224 147V148H222L221 149V147L222 146ZM240 145V146H239ZM242 145V146H241ZM243 145H245V147L247 148H245ZM254 145V146H253ZM257 147H256V146ZM29 146V147H28ZM100 146V147H99ZM105 146V147H104ZM112 146V147H111ZM114 146V147H113ZM116 146V147H115ZM118 146H120V148L118 147ZM122 146V147H121ZM135 146H136V148H135ZM139 146V147H138ZM157 146V147H156ZM167 148H166V147ZM177 146H178V148H177ZM180 146H181V148H180ZM190 146V147H189ZM240 148H239V147ZM263 146V147H262ZM2 147V148H1ZM7 147V148H6ZM57 147V148H56ZM67 147V148H66ZM97 147L98 148H100V150L99 149H97ZM109 147V148H108ZM183 147V148H182ZM190 149H188V148ZM211 147V148H210ZM214 147V148H213ZM233 147V148H232ZM238 147V148H237ZM253 147V148H252ZM260 147H261V149H260ZM5 148L7 149V152L5 151ZM12 148V149H11ZM112 148V149H111ZM114 148V149H113ZM117 148H118V150H117ZM138 148V149H137ZM206 148H208V149H206ZM220 150H219V149ZM242 148V149H241ZM244 148H245V150H244ZM249 148H250V151H249ZM256 148H258V149H256ZM2 149H4V150H2ZM13 149L15 150V151H13ZM17 149V150H16ZM24 149V150H23ZM69 149H71V151L69 150ZM104 151H103V150ZM116 149V150H115ZM119 149H121V150H119ZM193 149V150H192ZM206 149V150H205ZM224 149V150H223ZM226 149H228V151H226L227 153H229V154H227L226 152H224ZM241 149V150H240ZM10 150V151H9ZM28 150V151H27ZM32 150V151H31ZM99 150V151H98ZM141 152H140V151ZM160 150V151H159ZM216 150V151H215ZM217 150H218V152H217ZM230 150V151H229ZM258 150V151H257ZM262 150V151H261ZM55 151V152H54ZM103 151V152H102ZM143 151V152H142ZM165 151V152H164ZM210 151H212V153L210 152ZM234 151V152H233ZM254 152V154H253V152ZM6 152V153H5ZM16 152V153H15ZM23 154H25V153H27V164L26 165H28L27 167L25 166V168L27 169V170H25V173L26 174H23L24 172H22L21 170H20V168L18 169V167H20V166H18V165H20L19 164V161L21 160V157H22V153ZM70 152V154H68ZM73 152V153H72ZM98 152V153H97ZM110 152H111V154H110ZM115 152V153H114ZM163 152V153H162ZM202 152V153H201ZM209 152V153H208ZM215 152V153H214ZM251 152V153H250ZM257 152V153H256ZM260 152V153H259ZM10 153V154H9ZM17 153H18V155H17ZM20 153V154H19ZM32 153H34V155L35 156H37V159L34 157V155H32ZM37 153V154H36ZM114 153V154H113ZM185 153V154H184ZM196 153V154H195ZM207 153V154H206ZM214 153V154H213ZM225 153V154H224ZM1 154H2V156H1ZM8 154H9V156H8ZM16 154V155H15ZM22 154V155H21ZM55 154V155H54ZM105 154H106V156H105ZM108 154H109V156H108ZM112 154H113V156H112ZM119 154V155H118ZM126 154V155H125ZM201 154V155H200ZM210 154V155H209ZM231 154V155H230ZM236 154V155H235ZM250 154L252 155L251 157H250ZM13 155V156H12ZM19 155H21V156H19ZM48 155V156H49ZM98 156V158H97V156ZM125 155V156H124ZM131 155V156H130ZM167 157H166V156ZM195 155V156H194ZM216 155V156H215ZM253 155H255V156H253ZM258 157H257V156ZM5 158H4V157ZM12 156V157H11ZM18 156V157H17ZM31 156V157H30ZM49 156V157H50ZM72 156V157H71ZM134 156V157H133ZM201 156V157H200ZM222 156V157H221ZM262 157V159H261V157ZM31 159H30V158ZM107 157V158H106ZM114 157V158H113ZM183 157V158H182ZM192 157V158H191ZM194 157H196V159L194 160ZM229 157V158H228ZM254 157V158H253ZM3 158H4V160H3ZM9 158H10V160H9ZM12 158V159H11ZM16 158V159H15ZM113 160H112V159ZM115 158H116V160H115ZM135 158V159H134ZM163 158V159H162ZM165 158H168V159H165ZM197 158L199 159V162H198V160H197ZM205 158V159H204ZM231 158V159H230ZM260 158V159H259ZM7 159V160H6ZM34 159H35V161H34ZM48 159H50V158H48ZM71 159V160H70ZM73 159V160H72ZM78 159V160H77ZM100 159V160H99ZM105 159V160H104ZM106 159H108V160H106ZM161 159V160H160ZM164 159H165V162H163L164 161ZM169 159H172V163H170L169 162ZM202 159V160H201ZM208 159H209V161H208ZM234 159V160H233ZM248 159V160H247ZM256 159V160H255ZM257 159H258V162H257ZM5 161V162H3L2 163V161ZM19 160V161H18ZM40 160V159H39ZM66 160H68L67 162H66ZM75 160V161H74ZM139 160V161H138ZM233 160V161H232ZM260 160V161H259ZM13 161H17V162H13ZM52 161V160H51ZM50 161V162H51ZM99 161L100 162H102L103 163V167L102 166H100V163H99ZM108 161H110V162H108ZM126 161V162H125ZM133 161V162H132ZM143 161V162H142ZM167 161V162H166ZM205 161V162H204ZM214 161V162H213ZM216 161V162H215ZM217 161H218V163H217ZM235 161V163H233ZM248 161H250V162H248ZM254 161V162H253ZM32 162H34V163H32ZM47 162V161H46ZM71 162V163H70ZM77 162H79V163H77ZM94 162H95V165H94ZM97 162V163H96ZM115 162V163H114ZM141 162V163H140ZM244 162V163H243ZM256 162V163H255ZM262 162V161H261ZM6 163V164H5ZM48 163H49V160H48ZM69 163V164H68ZM91 163H92V165H91ZM114 163V164H113ZM120 163V164H119ZM129 163V164H128ZM165 165H164V164ZM167 163H169V164H167ZM192 163L195 165V166H198V164H199V166L198 167H194V165H192ZM196 163V164H195ZM202 163V164H201ZM211 163V164H210ZM223 163V164H222ZM15 164V165H14ZM18 164V165H17ZM29 164H31V165H29ZM50 164V163H49ZM76 164H78V166L79 165H81L80 167L81 168H78V166L76 165ZM105 164V165H104ZM119 164V165H118ZM123 164V165H122ZM130 164H132V165H130ZM172 164V165H171ZM175 164V163H174ZM180 164V165H179ZM190 164V165H189ZM209 164V165H208ZM215 164V165H214ZM229 164H232V165H229ZM237 164V165H236ZM1 165H3V166H1ZM12 165H14V166H16V167H14V166H12ZM34 166L33 168L31 167V166ZM102 168V169H100V167ZM107 165V166H106ZM114 165H115V167H114ZM138 165V166H137ZM163 165H164V168H163ZM176 165V164H175ZM204 165V166H203ZM213 165V166H212ZM219 165V166H218ZM250 165V166H249ZM255 165V166H254ZM259 165H261V164H259ZM18 166V167H17ZM51 166V165H50ZM49 165H48V167H50ZM180 166V167H179ZM193 166V167H192ZM207 166V167H206ZM215 166V167H214ZM28 167H29V169H28ZM31 167V168H30ZM47 167V166H46ZM47 167V168H48ZM65 168V170H64V168ZM96 167V168H95ZM128 167V168H127ZM136 167V168H135ZM173 167V168H172ZM186 167H188V168H186ZM192 167V168H191ZM204 167V168H203ZM224 167H226V168H224ZM243 167V168H242ZM251 167H253V168H251ZM67 168V169H66ZM77 168V169H76ZM138 168V169H137ZM184 169L183 171H181V169ZM197 168H199V169H197ZM216 168V169H215ZM221 168V169H220ZM228 168V169H227ZM251 168V169H250ZM260 168H262L261 169V171H259V169ZM15 169V170H14ZM49 169V168H48ZM47 169V170H48ZM52 169H54L53 167H52ZM94 169V170H93ZM100 169V170H99ZM104 169V170H103ZM109 169V170H108ZM112 169V170H111ZM118 169V170H117ZM124 169V170H123ZM136 169V170H135ZM171 169H172V171H171ZM189 169V170H188ZM196 169V170H195ZM210 169V170H209ZM223 169V170H222ZM250 169V170H249ZM253 169V170H252ZM50 170V169H49ZM49 170H48V172H49ZM67 170V171H66ZM70 170V171H69ZM71 170H73L72 172H71ZM103 170V171H102ZM134 170V171H133ZM179 170V171H178ZM222 170V172H220ZM226 170V171H225ZM27 171V172H26ZM51 171V170H50ZM78 171V172H77ZM94 171V172H93ZM108 171V172H107ZM112 171V172H111ZM118 171H120V172H118ZM165 171V172H164ZM169 171V172H168ZM176 171V172H175ZM178 171V172H177ZM181 171V172H180ZM196 171H197V173H196ZM215 171V172H214ZM253 171V172H252ZM258 171V172H257ZM15 172V173H14ZM104 172V173H103ZM122 172V173H121ZM150 172V173H149ZM174 172V173H173ZM210 172V173H209ZM252 172V173H251ZM260 172V173H259ZM10 173V174H9ZM163 173H165V175L163 174ZM172 173V174H171ZM213 173V174H212ZM221 173H223V174H221ZM226 173V174H225ZM254 173L256 174V176H258V177H256L255 175H254ZM8 174V175H7ZM12 174H13V176H12ZM21 174V175H20ZM23 174V175H22ZM29 174V175H28ZM98 174V173H97ZM109 174H111V175H109ZM120 174V175H119ZM130 174H131V176H130ZM142 174H143V177H141L142 176ZM171 174V175H170ZM180 174V175H179ZM182 174V175H181ZM198 174V175H197ZM200 174V175H199ZM205 174L207 175V179H206V176H205ZM216 174V175H215ZM253 174V175H252ZM10 175V176H9ZM18 175V176H17ZM92 175V176H93ZM144 175H146V177L144 178ZM171 177H170V176ZM173 175H174V177H173ZM215 175V176H214ZM219 175V176H218ZM226 175V176H225ZM238 175H240V176H238ZM251 175V176H250ZM263 177H262V176ZM12 176V177H11ZM20 176V177H19ZM22 176V177H21ZM23 176H24V179H23ZM31 176V177H30ZM108 177V178H106V177ZM110 176V177H109ZM150 178H148V177ZM164 176V177H163ZM168 176V177H167ZM179 176H180V178H179ZM196 176L198 177V176H200V177H198V178H196ZM261 176V177H260ZM2 177H4V179L2 178ZM29 177H30V179H29ZM132 177H133V179H132ZM226 177V178H225ZM230 177V178H229ZM253 177V178H252ZM13 178H15V179H13ZM35 178V177H34ZM33 178V179H34ZM124 178V179H123ZM148 178V179H147ZM167 178V179H166ZM177 180L176 182H175V179ZM191 178V179H190ZM210 178V179H209ZM229 178V179H228ZM62 179V180H63ZM75 179V180H74ZM119 179V180H118ZM139 179H142V180H139ZM145 179H146V181H145ZM170 179H172V180H170ZM181 179V180H180ZM184 181H183V180ZM200 179V180H199ZM210 181H209V180ZM219 179V180H218ZM231 179H234V180H232V181H234V182H232L231 181ZM260 179H261V181H260ZM3 180V181H2ZM14 180V181H13ZM35 180V179H34ZM132 180V181H131ZM144 180V181H143ZM180 180V181H179ZM206 180H208L207 182V184H206ZM217 180V181H216ZM225 180V181H224ZM228 180V181H227ZM8 181H9V183H8ZM41 181V180H40ZM118 181V182H117ZM165 181H167L166 183H167V185H166V183H165ZM193 181V182H192ZM196 182V184H195V182ZM205 181V182H204ZM216 181V182H215ZM220 183H219V182ZM224 181V182H223ZM227 181V182H226ZM231 181V182H230ZM240 181V182H239ZM248 181V182H247ZM4 184H3V183ZM8 183V184H6L5 185V183ZM21 182H22V184H21ZM125 182V183H124ZM141 182V183H140ZM155 184H154V183ZM173 182V183H172ZM203 182V183H202ZM211 182V183H210ZM228 182H230L231 183V185H230V183H228ZM236 182H237V184H236ZM258 182V183H257ZM41 183H43V182H41ZM58 183V184H57ZM121 183V184H120ZM170 183V184H169ZM175 183H176V186H175ZM202 184V185H200V184ZM205 183V184H204ZM16 184V185H15ZM33 185L32 186V188H30L31 186L30 185ZM38 184V185H37ZM141 184V185H140ZM152 184H153V187H152ZM183 184V185H182ZM212 184V185H211ZM223 186H222V185ZM225 184V185H224ZM3 185H5V186H3ZM21 185V186H20ZM42 185V186H41ZM46 185H47V188H46ZM52 185H53V187H52ZM72 185V184H71ZM125 186L126 188H123V187H121V186ZM133 185H135V186H133ZM169 185V186H168ZM173 185V186H172ZM222 186V188H221V186ZM234 185V186H233ZM235 185H236V187H238V188H236L235 187ZM238 185V186H237ZM12 186V187H11ZM14 186V187H13ZM19 186V187H18ZM36 186H40V188H37ZM45 186V187H44ZM56 186V187H55ZM131 186V187H130ZM150 186V187H149ZM154 186H155V189H154ZM164 186V187H163ZM186 188H185V187ZM210 186V188H211V190H210V188H208ZM229 188H228V187ZM231 186V187H230ZM4 187V188H3ZM9 187V188H8ZM21 187V188H20ZM41 187H42V189L43 190H41ZM55 187V188H54ZM128 187H130V188H128ZM146 187V188H145ZM149 187V188H148ZM172 187V188H171ZM218 187V188H217ZM224 187V188H223ZM228 189H227V188ZM234 187V188H233ZM7 189V191L6 190H4V189ZM12 188V189H11ZM15 188H17V190L15 189ZM20 188V189H19ZM26 188V189H25ZM35 188V189H34ZM46 188V189H45ZM64 188V187H63ZM65 188V189H66ZM123 188V189H122ZM129 190H128V189ZM135 188V189H134ZM146 190H145V189ZM157 188L159 189V190H157ZM165 188V189H164ZM168 188V189H167ZM179 188V189H178ZM182 188V189H181ZM184 188V189H183ZM190 190H189V189ZM231 188V189H230ZM3 189V190H2ZM27 189H28V191H27ZM32 191H31V190ZM37 189V190H36ZM54 189H55V191L57 190H59L60 189V191H58L59 193H57V191L55 192L54 191ZM118 189V188H117ZM120 189H118V190H120ZM130 189H132V190H130ZM134 189V190H133ZM140 189V190H139ZM148 189H150V190H148ZM171 189H175V190H171ZM176 189H178V190H176ZM181 189V190H180ZM219 189V190H218ZM234 189V190H233ZM237 189H239V190H237ZM243 190L244 192L246 191L247 192V194H249L250 195V197H251V199H253V203H255V204H257V205H255L254 206V204H253V206L255 207H252V209H248V207L246 208V207H244L245 205H243V203L242 202H240V200L239 201H237V197H236V195H237V191H240L241 192V190ZM246 189V190H245ZM19 190H21L22 191V194H24V193H26V194H24L23 196L21 195V191H19ZM23 190H25V191H23ZM39 190V191H38ZM138 191L139 192V194H137V195H135L136 197H141V199L142 200H140V201H142L143 202V212H142V210L141 209H139V210H141V211H139L137 208H141L142 207V205H141V207H139L138 206V204L136 203V206H138V207H136L135 206V204H134V201H133V199H132V195L131 194H134L135 192L134 191ZM162 190H164V191H162ZM185 190V191H184ZM186 190H189V191H186ZM215 190V191H214ZM19 191V192H18ZM35 191V192H34ZM162 191V192H161ZM168 191V192H167ZM182 191V192H181ZM221 191H223V192H221ZM230 191H232L231 193L233 194H231L230 193ZM242 191V192H243ZM12 192H14V193H16V196H15V194L14 193H12V195H11V193ZM21 195V197H22V201H23V207L21 208L20 207V204H18L17 202H19L17 199L19 198V194ZM34 192V193H33ZM62 192H65V190L63 191L62 190ZM120 192V191H119ZM119 192H117V193H119ZM133 192V193H132ZM157 192V193H156ZM161 192V193H160ZM175 192V193H174ZM181 192V193H180ZM184 192V193H183ZM188 192V193H187ZM208 192L210 193V194H208ZM219 194H218V193ZM234 192V193H233ZM240 192H238V193H240ZM243 192V193H244ZM245 192V193H246ZM34 194V195H31V194ZM144 193V194H143ZM155 193V194H154ZM176 193H177V195H176ZM186 193L188 194V195H186ZM235 193H236V195H235ZM18 194V195H17ZM52 194V195H51ZM56 194V195H55ZM120 194V196L122 197V192L121 193H119ZM146 194V195H145ZM211 194H212V196H211ZM224 194V195H223ZM28 195H30V196H28ZM124 195V194H123ZM159 195V196H158ZM161 195V196H160ZM176 195V196H175ZM216 195L219 197L220 195H221V197H223L222 199H223V202H224V206H223V210L220 208H218L219 207V205H217L216 206V203L214 202L215 201V198H214V196L216 197ZM12 196H14V197H12ZM18 196V197H17ZM49 197V199H48V197ZM52 196V197H51ZM65 198V199H63V197ZM134 196V195H133ZM144 198H143V197ZM172 196V197H171ZM175 196V197H174ZM230 196H232L231 198H232V200H231V198H230ZM4 197V198H3ZM16 197H17V199H16ZM28 197V198H27ZM46 197V198H45ZM56 197V198H55ZM136 197H133V198H135L136 200L138 199V198H136ZM211 197V198H210ZM220 197V198H221ZM225 197V198H224ZM15 198V200H11V199H14ZM26 199V201L24 202V200ZM39 200H38V199ZM41 198V199H40ZM45 198V199H44ZM51 198H54L56 201H54V199L52 200ZM130 198V199H129ZM182 198V199H181ZM210 198V199H209ZM236 198V199H235ZM62 199H63V201H62ZM145 199V200H144ZM177 199H178V202H177ZM180 199V200H179ZM225 199V200H224ZM230 200V202H229V200ZM234 199V200H233ZM28 200V201H27ZM33 200V201H32ZM42 200V201H41ZM45 200V201H44ZM49 200L51 201V202H49ZM132 200V201H131ZM139 200V199H138ZM144 200V201H143ZM154 200H156L155 202H154ZM175 200V201H174ZM211 200V201H210ZM214 200V201H213ZM60 201V202H59ZM161 201V202H160ZM171 203H170V202ZM180 201V202H179ZM203 201V202H202ZM11 202V203H10ZM33 202V203H32ZM45 204H44V203ZM53 202V203H52ZM56 202V203H55ZM57 202H59V203H57ZM62 202H63V204H62ZM154 202V203H153ZM157 202V203H156ZM176 205H174L173 203ZM235 202V203H234ZM6 203V204H5ZM25 203V204H24ZM37 203V204H36ZM50 205H49V204ZM51 203H52V207H50L51 206ZM125 203V204H124ZM163 203V204H162ZM177 203V204H176ZM213 204V206H212V204ZM215 203V204H214ZM227 203V204H226ZM238 203V204H237ZM242 203V204H241ZM14 204V205H13ZM39 204V205H38ZM56 206V209H55V207H53L54 205ZM59 204V207H60V205H61V207L60 208H58V205ZM128 204V205H127ZM155 204H157V205H155ZM173 204V205H172ZM203 204H204V206H203ZM232 204H234V205H232ZM12 205L14 206V207H12ZM15 205H16V207H15ZM25 205V206H24ZM31 205H32V207H31ZM37 205V206H36ZM43 205H45L44 207H43ZM47 205H49V206H47ZM113 205V204H112ZM167 205V206H166ZM214 205H215V207H214ZM240 205V206H239ZM242 205V206H241ZM18 206H19V208H18ZM42 208H41V207ZM63 206V207H62ZM119 206H121V209H120V207ZM133 206H135V208L133 207ZM149 206V207H148ZM169 206H171V207H169ZM179 206H181L180 208H179ZM202 206H203V208H202ZM214 207V208H212V209H210L209 207ZM227 206V207H226ZM235 206V207H234ZM237 206H238V208H237ZM3 207V208H2ZM4 207L6 208H8L9 207V209H10V211H11V209L13 210V208H15V212L13 213L14 215H15V213H17V210H18V212H20V213H17L16 214V216H17V218H16V216H13L11 213L12 212H10L9 211V209H7L6 208V210L4 209ZM12 207V208H11ZM111 207V206H110ZM113 207V206H112ZM145 207V208H144ZM151 207H152V210H151ZM154 207V208H153ZM157 207V208H156ZM165 207H167V208H165ZM175 207V209L173 210V208ZM176 207H178V209H176ZM207 207V208H206ZM233 207V208H232ZM34 208V209H33ZM45 208V209H44ZM49 208H51V210L49 209ZM58 208V209H57ZM68 208V207H67ZM125 208V209H124ZM134 208V209H133ZM149 208V209H148ZM171 208V209H170ZM224 208H226V209H224ZM228 208V209H227ZM237 208V209H236ZM21 209V210H20ZM38 211H37V210ZM60 209V210H59ZM135 209H137V210H135ZM146 209V210H145ZM169 209V211H167V210ZM214 209V210H213ZM233 209H235V211L233 210ZM256 209V210H255ZM4 210V211H3ZM36 210V211H35ZM42 210H44V211H42ZM46 210H48L49 212H46ZM56 211L57 212V214H56V212L55 213H52L51 211ZM59 210V211H58ZM68 211V214L65 212V211ZM116 210V211H115ZM119 210V211H118ZM128 210H130V211H128ZM133 210V211H132ZM135 210V211H134ZM145 210V211H144ZM148 210V211H147ZM165 210V211H164ZM183 210V211H182ZM227 210V211H226ZM246 212H245V211ZM113 211V212H112ZM115 211V212H114ZM122 212V214H121V212ZM137 211V212H136ZM151 211V212H150ZM154 213H153V212ZM155 211H156V213H155ZM167 211V212H166ZM178 211V212H177ZM182 211V212H181ZM218 211V212H217ZM238 211V212H237ZM251 211V212H250ZM254 211V212H253ZM6 212V213H5ZM8 212V213H7ZM35 212H36V214H35ZM41 212H42V215H40L41 214ZM109 212V213H108ZM117 212H119V213H117ZM145 212V213H144ZM159 212V213H158ZM169 212V213H168ZM213 212V215H211V213ZM222 212V213H221ZM226 212H229L228 213V216H226L227 215V213ZM237 212V214L239 215H236L235 213ZM48 213V214H47ZM49 213H51V215L49 214ZM113 215L114 213H115V215H113V218L111 217L112 215ZM141 213V214H140ZM151 213L152 214V218H151V216H147V218H146V220H145V216H146V214L147 215H149V214ZM163 213V214H162ZM171 213H173V214H171ZM219 213V214H218ZM240 213H241V215H240ZM9 216H8V215ZM54 214V215H53ZM107 214H110V216L109 215H107ZM120 216H119V215ZM138 214H140V215H138ZM169 214V215H168ZM182 214V215H181ZM215 214H217V215H215ZM221 214H222V216H221ZM225 214V216H223ZM236 216H235V215ZM248 214V215H247ZM254 214H255V216H254ZM46 215H48V216H46ZM57 215V216H56ZM132 215V216H131ZM136 215H138V217H136ZM141 215L142 216H144V218H142L141 217ZM162 215V216H161ZM176 215V216H175ZM215 215V216H214ZM219 215V216H218ZM22 216H23V218H22ZM40 218H39V217ZM45 216H46V218H45ZM66 216V217H65ZM107 216H109V217H111L112 219H114L113 221H105V220H107V219H105V217H107ZM117 217V218H115V217ZM122 216V217H121ZM161 216V217H160ZM230 216V217H229ZM232 216H234L233 218H232ZM250 216V217H249ZM257 216V217H256ZM15 217V219H12V220H9L8 218H14ZM37 219H36V218ZM109 217H108V219H109ZM139 217H141V218H139ZM149 217H150V219H149ZM159 217V218H158ZM163 217V218H162ZM167 217V218H166ZM173 217V218H172ZM215 219H214V218ZM216 217H217V220H216ZM219 217H220V220H219ZM221 217H222V219H221ZM125 218V219H124ZM136 218H139L138 220H139V222H138V220L136 219ZM177 218V219H176ZM225 218V219H224ZM231 218V219H230ZM238 220H237V219ZM6 219H8V220H6ZM24 219V220H23ZM42 219L43 220H45L44 222L42 221ZM51 219H53L52 221H55V222H51ZM55 219V220H54ZM112 219H109V220H112ZM116 219V220H115ZM120 219V220H119ZM123 219V220H122ZM127 219V220H126ZM143 221H142V220ZM147 219H149V220H147ZM166 219V220H165ZM170 219V220H169ZM228 219V220H227ZM243 219H245V220H243ZM253 219V220H252ZM21 220H23V222L21 221ZM38 220V221H37ZM48 220V221H47ZM135 221L134 222V224H133V221ZM155 221L156 220V222L158 223H154V225H156V227L158 226V228L159 229H161L162 228V230H160V231H158L159 229L157 228V229H154V228H152V225H150L149 224V222H151V221ZM169 220V221H168ZM179 220H180V222L182 221V223H180L179 222ZM214 220H215V222H214ZM236 222H235V221ZM58 221H60V222H58ZM161 221V222H160ZM175 221V222H174ZM229 221V222H228ZM240 221V222H239ZM243 221V222H242ZM244 221H246V222H244ZM8 222H10L11 224H12V226H10L9 228V230H8V226L9 225H11L10 223L8 224ZM115 222H118V224L116 223L115 224ZM120 222L122 223V224H120ZM127 222V223H126ZM130 222V223H129ZM143 222V223H142ZM160 222V223H159ZM166 222V223H165ZM167 222H169V223H167ZM174 222V223H173ZM214 222V223H213ZM226 222V223H225ZM231 225H229L228 223ZM231 222V223H230ZM237 222H239V223H237ZM249 222H250V224H249ZM44 223H46V224H44ZM63 223V224H62ZM125 223V224H124ZM146 223V224H145ZM152 223V222H151ZM172 223V224H171ZM224 223V224H223ZM236 223V224H235ZM241 223V224H240ZM26 224H28V225H26ZM42 224V225H41ZM49 224V225H48ZM52 224V225H51ZM61 224V225H60ZM144 224V225H143ZM147 224H148V226H147ZM162 224V225H161ZM168 224V225H167ZM179 224V225H178ZM216 224V225H215ZM218 224V225H217ZM227 224V225H226ZM235 224V225H234ZM42 227V228H44L45 230L46 229H48V228H50V229H48V230H46V231H44V229H42V228H40V226ZM57 226V228L55 227V226ZM135 225V226H134ZM139 227H138V226ZM146 225V226H145ZM172 225V226H171ZM176 225V226H175ZM234 225V226H233ZM240 225V226H239ZM242 225V226H241ZM247 225H248V227H247ZM22 226V227H21ZM27 226H29V227H27ZM44 226V227H43ZM50 226V227H49ZM55 227V229H54V227ZM60 226V227H59ZM109 226V227H108ZM139 228H137V227ZM150 226V227H149ZM174 226V227H173ZM216 226H217V228H216ZM219 226V227H218ZM240 228H239V227ZM252 226V227H251ZM23 227H24V229H23ZM66 227V228H65ZM106 227H108V228H106ZM119 227V228H118ZM136 229H138V230H136ZM154 227V226H153ZM164 227V228H163ZM170 227V228H169ZM247 229H246V228ZM58 228H60L59 230H58ZM143 228V229H142ZM147 228V229H146ZM168 230H167V229ZM175 228V229H174ZM219 228V229H218ZM221 228V229H220ZM225 228L227 229V230H225ZM238 228V229H237ZM250 228V229H249ZM254 228V229H253ZM262 228V229H261ZM52 229V230H51ZM57 229V230H56ZM112 229V228H111ZM118 229V230H117ZM119 229H121V230H119ZM146 229V230H145ZM151 229V230H150ZM172 229V230H171ZM174 229V230H173ZM236 229V230H235ZM8 230V231H7ZM45 232V234H44V232ZM52 232V234H51V232ZM66 230H67V232H66ZM123 230V231H122ZM141 230V231H140ZM222 230H224L223 232H222ZM241 230H243V232H244V230H246L247 231V233H246V231L243 233ZM254 230H256V234H257V236H258V238L255 240V242H256V244H258L257 245V248L259 249V247H260V249L258 250V252H256V254L258 253V255H256V254H254L255 252H252L253 250L254 251H256L257 250V248L256 249H253L252 250V248L253 247H251V249H249L250 247L249 246H251L249 243H250V241H248V244H249V246H247V238L251 235L250 233L252 232H254ZM258 230H260V231H258ZM25 231V232H24ZM57 231V232H56ZM102 231V232H103ZM113 231V232H112ZM116 231V232H115ZM147 231H149V232H147ZM164 231V232H163ZM181 231V232H180ZM220 231V232H219ZM227 231V232H226ZM229 231V232H228ZM241 231V232H240ZM251 231V232H250ZM24 232V233H23ZM70 232V231H69ZM106 232V231H105ZM112 232V233H111ZM168 232V233H167ZM172 232V233H171ZM177 232V233H176ZM179 232V233H178ZM222 232V233H221ZM225 232H226V234H225ZM237 232H239L240 234H237ZM248 232H250L249 234H248ZM260 232V233H259ZM3 233H1V234H3ZM57 234L56 235V237L58 236V235H60V234ZM64 233H62V236H61V238H64V239H66V237H67V239H68V237L71 235L70 233H68V234H64ZM116 233H117V235H116ZM150 234V235H148L147 236V234ZM153 233V234H152ZM181 233V234H180ZM221 233V234H220ZM231 233V234H230ZM254 233V234H255ZM259 233V234H258ZM263 233V234H262ZM5 234L4 235H2V236H5ZM8 234V235H7ZM64 234V235H63ZM108 234V233H107ZM157 234V235H156ZM224 234H225V238H224ZM227 234H229L230 236H228ZM243 234V235H242ZM248 234V235H247ZM256 234H255V236H256ZM18 235V236H19ZM44 235V236H43ZM47 235V236H46ZM113 235V236H112ZM120 235V236H119ZM246 235V236H245ZM261 237H260V236ZM48 236H50V237H48ZM54 236V237H53ZM122 236V237H121ZM143 236V237H142ZM152 237V238H150V237ZM173 236V237H172ZM176 236V237H175ZM230 237L229 239H228V237ZM232 236H233V238H232ZM241 236V237H240ZM244 236V237H243ZM48 237V238H47ZM55 237V238H56ZM103 239H102V238ZM161 237V238H160ZM163 237V238H162ZM252 237H253V234H252ZM20 238H21V240H20ZM58 239H61L59 236L57 237ZM110 238V239H109ZM114 240H113V239ZM120 238V239H119ZM147 238H149L147 241H146V239ZM170 238H171V240H170ZM233 239V242L234 243H230V242H228V241H231L232 242V239ZM244 238V239H243ZM246 238V239H245ZM259 238H260V240H259ZM24 239V240H23ZM45 239V240H44ZM50 239H48V240H50ZM66 239V240H67ZM108 239V240H107ZM117 239V240H116ZM123 239H125V240H123ZM249 240H252L253 238H248ZM39 240V241H38ZM40 240H42V241H40ZM112 241V242H109V241ZM159 240V241H158ZM163 242H162V241ZM226 240H228L227 242H226ZM235 240V241H234ZM258 240V241H257ZM108 241V242H107ZM114 241V242H113ZM115 241H118V242H115ZM122 241V242H121ZM158 243H157V242ZM245 241V242H244ZM262 241V242H261ZM8 242H9V244H8ZM22 242H23V246H22ZM125 242V243H124ZM160 242V243H159ZM162 242V243H161ZM166 242V243H165ZM236 242V243H235ZM243 242V243H242ZM11 243V244H10ZM37 243V244H36ZM113 243H115V244H113ZM124 243V244H123ZM151 243V244H150ZM155 245H154V244ZM228 243V244H227ZM246 243V245L244 246V244ZM8 244V245H7ZM123 244V245H122ZM165 244V245H164ZM233 244L235 245L234 247L236 248V249H232V248H234V247H232L233 246ZM7 245V246H6ZM12 245V247H13V249H10L11 246ZM109 245H110V248H109ZM112 245V246H111ZM158 245V246H157ZM164 245V246H163ZM227 245V246H226ZM229 245H231V246H229ZM237 245V246H236ZM17 246V247H18ZM35 246H38V247H36V248H38V250L35 248ZM41 246L43 247V248H41ZM108 246V247H107ZM122 246H124V248H121ZM126 246V247H125ZM161 246V247H160ZM229 246V247H228ZM106 247V248H105ZM114 247V248H113ZM156 247V248H155ZM231 247V248H230ZM247 247V248H246ZM22 248H25V250H27V251H25L24 249L22 250ZM119 248V249H118ZM155 249V251L153 250V249ZM36 249V250H35ZM40 249H43L44 251H42L41 250V253H39L40 252ZM101 249V250H100ZM108 249V250H107ZM125 249V250H124ZM127 249V250H126ZM163 249V250H162ZM165 249V250H164ZM214 249H216V250H214ZM239 251H238V250ZM263 249V250H262ZM13 250V251H12ZM35 250V251H34ZM106 250V251H105ZM118 250V251H117ZM122 250H124V251H122ZM230 250V252L228 253V251ZM231 250H232V254H231ZM236 250V251H235ZM17 251H18V249H17ZM21 251H23L22 253H21ZM25 251V252H24ZM110 251V252H109ZM158 253H157V252ZM166 251V252H165ZM234 251V252H233ZM15 254H14V253ZM66 252H67V257L69 256V255H71V253H69V251L68 250H66ZM114 252V253H113ZM115 252H116V254H115ZM156 252V253H155ZM168 252V253H167ZM237 252V254H235ZM31 253H35V254H31ZM37 253V254H36ZM39 253V254H38ZM69 253V254H68ZM160 253V254H159ZM162 253V254H161ZM164 253H165V255H164ZM166 253H167V255H166ZM234 253V254H233ZM12 254H14V258H13V256H12ZM27 254V255H26ZM103 254V255H102ZM111 254V255H110ZM125 254V255H124ZM155 254V255H154ZM226 254V255H225ZM231 254V255H230ZM254 256H253V255ZM16 255H18V256H16ZM113 255V256H112ZM157 255V256H156ZM172 255V256H171ZM176 255V256H175ZM179 255H181V256H179ZM232 255H234L235 257H237V258H235L234 259V256L232 257ZM241 257H240V256ZM28 256V257H27ZM36 256V257H35ZM102 256V257H101ZM115 256V257H114ZM126 256V257H125ZM163 256V257H162ZM165 256V257H164ZM183 256V257H182ZM260 256V257H259ZM70 257V256H69ZM69 257H68V259H69ZM104 257V258H103ZM110 257H111V259H110ZM256 257V258H255ZM259 257V258H258ZM10 258H13V259H10ZM34 258H35V260H34ZM71 258V260H72V257H70ZM118 258V259H117ZM163 258H165V259H163ZM174 259V260H172V259ZM243 258V259H242ZM258 258V259H257ZM36 259H37V261H36ZM106 259V260H105ZM113 259V260H112ZM168 259H170L171 260V262H173V263H171ZM178 259V260H177ZM239 259V260H238ZM12 260V261H11ZM14 260V261H13ZM119 260V261H118ZM123 260H125L124 262H123ZM166 260V261H165ZM251 260V261H250ZM260 260H262V261H260ZM10 261V262H9ZM34 261V262H33ZM105 263H104V262ZM115 261V262H114ZM118 261V262H117ZM122 261V262H121ZM176 261V262H175ZM227 261H229V262H227ZM235 261V262H234ZM103 262V263H102ZM109 262V263H108ZM121 262V263H120ZM170 262V263H169ZM237 262V263H236ZM240 262H242V263H240ZM62 264H65V262L64 263H62ZM73 264H78V263H73Z\"/></svg>","mask_w":264,"mask_h":264},{"label":"bare ground","instance_id":"2","mask_svg":"<svg viewBox=\"0 0 264 264\" xmlns=\"http://www.w3.org/2000/svg\"><path fill=\"white\" fill-rule=\"evenodd\" d=\"M32 2L34 1V0H31ZM38 1V0H37ZM42 1V0H41ZM48 1V0H47ZM53 1V3L54 2H56V0H52ZM61 1V0H60ZM64 1H66V0H62L60 3L58 2V0H57V3L56 4H54L55 6L53 7V5H51L53 8H55V12H56V8L59 10V8L60 7H62L63 6V4H65L64 3ZM70 1V0H69ZM75 1V0H74ZM85 1V0H84ZM93 1H96V0H89V6L91 5V6H93ZM109 1V0H108ZM124 1V0H123ZM126 1V0H125ZM128 1H130V0H128ZM150 1H152V4L151 5H153L154 7H155V9H157L158 10V8H159V5H162L163 6V8H165V9H167V13H164V14H162V16H161V19L159 20V22L158 21H155L154 19H146V18H142V19H139V21H138V30H137V33H136V36H137V42H138V44H137V46L138 47H140L143 51H145V52H148V53H150V55H151V53L153 54L154 53V55L156 54L155 52H158L159 53V55H161V58H163L162 60H164L166 63L165 64H167V66L166 67H168V69H169V72L171 73V74H173V78H174V83H176V85L178 86V87H180V88H188V87H191L190 85H193L194 86V89H193V91L190 93V99H192L193 101L194 100H196V101H198V100H200L201 98H203L204 99V101H205V105H207V107H206V109L209 111V113L211 112V114L212 113H214L215 115H218V114H220V113H222V112H224V114H226V113H229V111L228 110H230V108H232L233 110H237V108H245V107H247V106H249V105H251V102H252V100H253V98L256 96V95H258V96H263V95H259V94H264V19H263V16H264V0H135V2L133 1V3H136V5H137V9L139 10V11H141V12H144V11H148L147 9H148V7L150 6ZM24 2H26V0H0V38L3 36V37H5V39H8V43H5V42H3V41H1L0 40V95L2 94V93H4V92H2V91H4L3 90V88H5V85H6V87L8 88L9 87V84H6V83H8L9 81L11 82L12 81V79L14 78V77H16L15 75H17L16 73H17V70L16 69H18L17 67L19 66V65H21V62H20V58H22V61H23V57H20V55H22V53L20 54V51L22 52V48H21V46H22V44H21V38H23V37H21L20 38V36H19V32H17V30L16 31H11L10 30V28H13V30H15V29H17V28H15L16 27V25H17V22H15L16 23V25H14V20L12 19V18H15L13 15L15 14V13H17V11L20 9V6H21V4L22 5H24L23 3ZM28 2V1H27ZM26 2V3H27ZM34 2H36V0L34 1ZM33 2V3H34ZM49 2H51V0L49 1ZM71 2V1H70ZM76 3H77V1H75ZM81 1H79V3H80ZM101 2H103V1H101ZM110 2V1H109ZM118 2V1H117ZM31 3V2H30ZM38 3V2H37ZM39 3H40V1H39ZM38 3V5H40V4H42V3H40L39 4ZM96 3H99V2H96ZM104 3H106V2H104ZM116 3V2H115ZM122 3V2H121ZM127 3V2H126ZM36 4V3H35ZM34 4V5H35ZM45 3H43V5H44ZM52 4V3H51ZM69 4V3H68ZM68 4L66 5V8H67V6H68ZM101 5H102V3H100ZM132 4V3H131ZM48 5V4H47ZM75 5H77V4H75ZM80 5V4H79ZM29 6V5H28ZM27 6V7H28ZM42 6V5H41ZM45 6V5H44ZM50 6V7H51ZM69 6H71V5H69ZM90 6V7H91ZM104 6V5H103ZM106 6V5H105ZM109 6V5H108ZM128 6V5H127ZM26 7V8H27ZM30 7V6H29ZM49 7V8H50ZM73 7H75V6H73ZM81 7V6H80ZM89 7V8H90ZM161 7V6H160ZM24 8V7H23ZM30 8H32V7H30ZM41 8V7H40ZM47 8V7H46ZM45 8V9H46ZM48 8V9H49ZM69 8V7H68ZM76 8V7H75ZM74 8V9H75ZM77 8H78V6H77ZM100 8V7H99ZM112 8V7H111ZM134 8V7H133ZM28 9V8H27ZM38 9V8H37ZM44 9V8H43ZM47 9V10H48ZM51 9V8H50ZM49 9V10H50ZM62 9V8H61ZM65 8H63V10H64ZM92 9V7L90 8V10ZM113 9V8H112ZM119 9V8H118ZM117 9V10H118ZM126 9V8H125ZM128 9H130V8H128ZM127 9V10H128ZM154 9V8H153ZM26 10V9H25ZM32 10V9H31ZM39 10V9H38ZM48 10V12H50ZM69 10H70V8H69ZM69 10H67V11H69ZM73 10V9H72ZM83 10V9H82ZM113 10H115V9H113ZM121 10V9H120ZM126 10V11H127ZM34 11H36V10H34ZM52 11H54V10H52ZM67 11H64V12H67ZM76 11V10H75ZM107 11V10H106ZM129 11H131V10H129ZM33 12V11H32ZM55 12H53V14L55 13ZM58 12H61V11H58ZM77 12V11H76ZM81 12V11H80ZM91 12V11H90ZM101 12H102V10H101ZM122 12V11H121ZM165 12V11H164ZM36 13H37V11H36ZM72 13V12H71ZM75 13V12H74ZM73 13V14H74ZM123 13L125 14V12L123 11ZM160 13V12H159ZM43 14V13H42ZM64 14V13H63ZM82 14V13H81ZM146 14H148V13H146ZM172 14H175V15H177V17L175 16V17H173L174 15H172ZM17 15H19V13L17 14ZM36 15V14H35ZM68 15V14H67ZM71 15V14H70ZM22 16V15H21ZM46 16V15H45ZM44 16V17H45ZM49 16H50V14H49ZM54 16V15H53ZM69 16V15H68ZM75 16V15H74ZM84 16V15H83ZM82 16V17H83ZM114 16V15H113ZM121 16V15H120ZM136 16V15H135ZM141 16V15H140ZM152 16V15H151ZM158 16V15H157ZM17 17V16H16ZM37 17V16H36ZM34 18V21L35 20H37V18ZM51 17V16H50ZM61 17V21L62 22H64L65 23V19H64V21L62 20V16H60ZM70 17V16H69ZM122 17V16H121ZM128 17V16H127ZM18 18H20V17H18ZM63 18H64V15H63ZM65 18H67V17H65ZM77 18L79 19V17L77 16ZM100 18V17H99ZM120 18V17H119ZM132 18V17H131ZM148 18V17H147ZM17 19V18H16ZM39 19V18H38ZM67 19H69V18H67ZM71 20H72V18H70ZM78 19H76V20H78ZM81 19V21L83 20L82 18H80ZM102 20L99 22V23H93L92 25L91 24H88V25H90V26H88V25H86L85 23V25L87 26V29H88V27H89V29H92V30H94V28H96L97 30H99V34H101V33H104V34H102L103 36L107 33V31L105 30V28H106V23L107 22H109L108 21V19H106V17H104V18H101ZM12 20H13V23L12 24H10V22H12ZM20 20H21V18H20ZM33 20V19H32ZM40 20V19H39ZM54 20H56V19H54ZM85 20V19H84ZM112 20V19H111ZM115 20V19H114ZM119 20V19H118ZM121 20V19H120ZM52 20L48 17H46L45 18V24H44V28H43V32L45 33V34H48L49 35V40H52V42H53V39H50V38H52L51 36H50V34L51 35H53L55 32V30L53 29V23L51 22ZM60 21V20H59ZM60 21V22H61ZM80 21V20H79ZM127 21H129V20H127ZM36 22V21H35ZM67 22H68V20H67ZM66 22V23H67ZM70 22V21H69ZM73 22V21H72ZM74 22H77V21H74ZM90 22H92V21H90ZM116 22V21H115ZM119 22V21H118ZM126 22V21H125ZM131 22V21H130ZM129 22V23H130ZM37 23V22H36ZM35 23V24H36ZM56 23V22H55ZM54 23V24H55ZM59 23V22H58ZM66 23H65V25H66ZM87 23H88V21H87ZM110 23H112V22H110ZM114 23V22H113ZM121 23V22H120ZM120 23H118L119 25H120ZM34 24V23H33ZM61 25H62V23H60ZM71 24V23H70ZM75 24V23H74ZM73 24V25H74ZM83 24V25H84ZM135 24H136V22H135ZM9 25H12L13 27H10ZM21 25V24H20ZM57 25V24H56ZM104 25H106V26H104ZM129 25V24H128ZM131 25V24H130ZM19 26V25H18ZM22 26V25H21ZM36 26V25H35ZM34 26V27H35ZM42 26V25H41ZM55 26V25H54ZM116 26V25H115ZM114 26V27H115ZM32 27V26H31ZM56 27V26H55ZM62 27V26H61ZM67 27H68V25H67ZM67 27H65L64 28V26H63V28L66 30V28ZM70 27H71V25H70ZM117 27V26H116ZM137 27V26H136ZM15 28V29H14ZM30 28V27H29ZM28 28V29H29ZM40 28H42V27H40ZM57 28V27H56ZM58 28H59V26H58ZM57 28V29H58ZM73 28H76V27H73ZM72 28V29H73ZM78 28V27H77ZM80 28V27H79ZM82 28H85L84 26L82 27ZM133 28V30H134V27H132ZM20 29V31H22L21 30V28H19ZM56 29V30H57ZM86 29V30H87ZM120 29V28H119ZM128 29V28H127ZM131 29V28H130ZM32 30L34 31V29H33V27H32ZM31 30V31H32ZM42 30V29H41ZM77 30V29H76ZM113 30V29H112ZM115 30V29H114ZM159 30V31H158ZM19 31V30H18ZM38 31H40V29L38 30ZM74 31V30H73ZM103 31V32H102ZM42 32V31H41ZM42 32V33H43ZM60 32V31H59ZM67 32V31H66ZM66 32H64V33H66ZM68 32H69V34H71L70 33V31H69V29H68ZM80 32V31H79ZM85 32V31H84ZM92 32V31H91ZM90 32V33H91ZM94 32V31H93ZM101 32V33H100ZM115 32V31H114ZM17 33H18V35H17ZM39 33V32H38ZM44 33L43 34H40V35H44ZM53 33V34H52ZM62 33V32H61ZM86 33V32H85ZM125 33V32H124ZM33 33H30V35H32ZM37 34V33H36ZM68 34V35H69ZM83 34V33H82ZM82 34H80V36L82 35ZM88 34V33H87ZM96 34V33H95ZM55 35V34H54ZM57 35V34H56ZM55 35V37L58 39V37ZM59 35V34H58ZM65 35V34H64ZM68 35H65V36H67L68 37ZM85 36H86V34H84ZM97 35V34H96ZM101 35V36H102ZM32 36H35V35H32ZM70 36V35H69ZM92 36V35H91ZM46 37V36H45ZM54 37V36H53ZM54 37V38H55ZM62 37V36H61ZM66 37V38H67ZM79 37V36H78ZM94 36H92V38H93ZM66 38H64V39H66ZM83 38V37H82ZM102 38V37H101ZM119 38V37H118ZM122 38V37H121ZM127 38V37H126ZM131 38V37H130ZM129 38V39H130ZM136 38V37H135ZM26 39V38H25ZM43 39H45V38H43ZM42 39V40H43ZM85 39H86V37H85ZM95 39V38H94ZM105 39H107V38H105ZM36 40V39H35ZM48 40V41H49ZM78 40V39H77ZM93 40V39H92ZM108 41H106V43L107 42H110V45L112 46V44H111V40H109V38L107 39ZM135 40V39H134ZM6 41V40H5ZM23 41V40H22ZM46 41V40H45ZM66 41V40H65ZM82 41H84V39L82 40ZM88 41H90V40H88ZM103 41V40H102ZM113 42V44H114V38H113V40H112ZM126 41V40H125ZM55 42H58V40L57 41H55V39H54V43L52 44V45H54V44H56ZM62 42V41H61ZM64 42V41H63ZM80 42V41H79ZM121 42H123V41H121ZM23 43V42H22ZM47 43H49V42H47L46 41V47H49V45L47 44ZM66 43V42H65ZM67 43H68V41H67ZM91 43V42H90ZM94 43V42H93ZM131 43V42H130ZM58 44V43H57ZM56 44V45H57ZM81 44H82V42H81ZM92 44V43H91ZM105 44V43H104ZM48 45V46H47ZM50 45H51V43H50ZM51 45V46H52ZM55 45V46H56ZM66 45V44H65ZM108 45H109V43H108ZM67 46V45H66ZM83 46V45H82ZM86 46H87V44H86ZM85 46V47H86ZM92 46V45H91ZM110 46V47H111ZM114 46V45H113ZM23 47V46H22ZM46 47H44L43 46V48H46ZM54 47V46H53ZM57 47V46H56ZM55 47V49H57ZM59 47H60V44H59ZM88 47V46H87ZM93 47V46H92ZM108 46H105V48H107ZM136 47V46H135ZM38 48V50H39V47H37ZM36 48V49H37ZM78 48H80V47H78ZM77 48V49H78ZM82 48V47H81ZM91 48V47H90ZM103 48V50H105V51H107L104 47H102ZM113 48V47H112ZM114 48H115V51H116V46H114ZM119 48V47H118ZM133 48V47H132ZM127 49V50H125V52H124V54L122 55L123 57H121L122 59H121V61H120V59H119V62L117 61V63H119L118 65L115 63V62H113L112 60H108V62L105 64V70H107L106 72H109L108 74H107V76H108V78L110 79V81H111V79L113 78H116L117 79V76H116V74H118V72L120 73V71L122 70H120V66H122L121 68H123V72L125 71V72H131L130 74H132L133 75V77H131L132 78V80L134 81V82H136L135 83V85H134V87L133 88H135L136 89V87L137 88H139V90H140V81L142 80V78L141 77H138L137 76V74H136V72H137V68L135 67V65H136V61H137V59H136V55L135 54H133V49ZM36 49H35V51H36ZM47 49H51V48H47ZM59 49V48H58ZM61 49V48H60ZM64 49V48H63ZM69 49H72V47L70 48V46H69ZM85 49V48H84ZM92 49V48H91ZM98 49H100V48H98ZM108 49V48H107ZM120 49V48H119ZM43 50V49H42ZM62 50V49H61ZM61 50H59L60 52H61ZM86 50V49H85ZM84 50V51H85ZM103 50H102V52H103ZM56 51V50H55ZM64 51V50H63ZM63 51H62V54H63ZM71 51V50H70ZM87 51H89L88 49H87ZM110 51H112V49L110 50ZM114 51V52H115ZM124 51V50H123ZM142 51V52H143ZM43 54V56L47 53H45L44 54V52L43 51H41ZM58 52V51H57ZM55 53V52H53L54 53V56H53V58H52V61H53V65H55V66H53L52 64H50L47 68H46V66H44L45 68H46V70H44V72H43V69H41L42 70V72L41 73H39L40 74V76H35V78H36V80H33L34 81V83H35V81H36V84H34L33 83V81H32V83L34 84V87H33V85H32V87L35 89V92H37L36 93V95L37 96H35V98H37L36 100H37V102L35 103V105L36 104H44L45 105V108L42 110V108H41V106L39 107L38 105V114H37V117H39L38 119H39V125H36V126H38V129H39V127L41 126L42 128H43V130L45 129L46 130V132L48 133L47 135H48V139H49V145H52V147H53V145H60L59 143L64 139H67V138H65L66 137V135H68L69 133H71V132H74V131H76L77 132V130L79 131L80 129H82V128H84L85 127V124H86V121L88 122V119H87V111H85V113L82 111V109H83V106L81 105V107H82V109H81V111L84 113L83 115H82V113H79V114H77L75 111H73V110H71L72 109V105H73V107H74V104H69V105H71L70 107H71V109H69L68 107H69V105H68V102L70 101V99H71V101L73 100V86L72 85H69L65 80H64V78L67 80V78H66V75L67 74H71V69H70V72L68 73V71H64L65 73H67L66 75H65V77H64V72H63V70H66V69H68V68H66V67H61L59 64H61V65H63V66H65V62L67 61V57H65V56H61V54H59V53ZM72 52V51H71ZM91 52V51H90ZM117 52V51H116ZM116 52L114 53V54H116ZM120 52V51H119ZM145 52H143L144 54H145ZM53 53H52V55H53ZM73 53V52H72ZM80 53V52H79ZM87 53V52H86ZM106 53V52H105ZM38 53H36V55H37ZM48 54H50V53H48ZM89 54H91V53H89ZM99 54H101V53H99ZM147 54V53H146ZM32 55V54H31ZM47 55V54H46ZM68 55V54H67ZM95 55H97V54H95ZM105 55V54H104ZM40 56V55H39ZM92 56V55H91ZM99 56V55H98ZM106 56V55H105ZM120 56H121V54H120ZM158 56V55H157ZM31 57H36V58H34V59H31V60H35V62H36V65H42V62L44 61V58L46 57V56H44L43 58H42V56H40V57H38V56H31ZM49 57V56H48ZM63 57V58H62ZM77 57V56H76ZM78 57H81V54H80V56L78 55ZM84 57H86L87 58V56H84ZM115 57V56H114ZM153 57V56H152ZM40 58H42L43 59V61L40 59ZM65 58H67V59H65ZM71 58V57H70ZM86 58L84 59V60H82V62H84V64H85V66H84V68H85V73H87L88 74V77H89V75L91 74L92 75V78H95V76L93 77V74H92V72H93V68H96V66H93V65H97V64H102V62L100 63V62H96L95 61V63H90L89 64V62H88V60L87 61H85L86 60ZM102 58V57H101ZM109 58V57H108ZM139 58V57H138ZM141 58V57H140ZM154 58H155V56H154ZM159 58V57H158ZM157 58V59H158ZM9 59H11V60H9ZM49 59H51V58H49ZM62 59H65L66 61L65 62H63L62 61ZM90 59V58H89ZM111 59V58H110ZM117 59V58H116ZM144 59V58H143ZM92 60H94V59H92ZM106 60V61H107ZM139 60V59H138ZM160 60V59H159ZM51 61V60H50ZM49 61V62H50ZM68 61H70V60H68ZM149 61V60H148ZM156 61V60H155ZM163 61V62H164ZM34 62V61H33ZM45 62V61H44ZM44 62H43V64H44ZM61 62H63V63H61ZM75 63L76 62H78V61H74ZM79 62H80V60H79ZM86 62V63H85ZM20 63V64H19ZM25 63V62H24ZM31 63H32V61H31ZM47 63H48V61H47ZM68 63L69 62H67V65H68ZM149 63V62H148ZM161 63V62H160ZM23 64V63H22ZM35 64V63H34ZM33 64V65H34ZM49 64V63H48ZM47 64V65H48ZM71 64V63H70ZM83 64V63H82ZM158 64V63H157ZM36 65H34V66H36ZM45 65V64H44ZM77 65H78V63H77ZM104 64H102V66H103ZM120 65V66H119ZM7 66V67H6ZM24 65H21V68L23 67ZM37 66V67H38ZM82 66V65H81ZM93 66V67H92ZM137 66V65H136ZM151 66H152V64H151ZM20 67V66H19ZM42 66H40V68H41ZM60 67L63 69L62 70V72H61V69H60ZM68 67H70V66H68ZM71 67H72V65H71ZM73 67H76V66H73ZM78 67H79V65H78ZM92 67V68H91ZM163 67H165L164 65H163ZM21 68H19L18 69V71H20V69ZM33 68V67H32ZM39 68V69H40ZM66 68V69H65ZM82 68V67H81ZM91 68V69H90ZM101 68H103V67H101ZM158 68V67H157ZM35 69V68H34ZM38 68H37V70H39ZM74 69V68H73ZM156 69V68H155ZM98 70H100V67L98 68ZM146 70V69H145ZM151 70V69H150ZM164 70V69H163ZM2 71H4V72H2ZM6 71V72H5ZM8 71V72H7ZM16 71V72H15ZM34 71V70H33ZM36 71V70H35ZM75 71V70H74ZM96 71H97V69H96ZM95 71V72H96ZM121 71V72H122ZM154 71H156V70H154ZM39 72V71H38ZM38 72H37V74H38ZM78 72H79V70H78ZM82 72H83V70H82ZM103 72H104V70H103ZM111 72V73H110ZM117 72V73H116ZM145 72V71H144ZM150 74H149V73ZM30 73V72H29ZM29 73H27L28 75H29ZM74 73V72H73ZM84 73V72H83ZM94 73V72H93ZM99 73H100V71H99ZM116 73V74H115ZM153 73V70L152 71H147V73H146V77H145V81L144 82H147L151 87H153V88H158L159 89V83H158V79L159 78H157V76H156V74H152ZM157 73V72H156ZM1 74H4L3 76H4V79L2 78L1 79V77H3V76H1ZM6 74V75H5ZM125 74V73H124ZM142 74V73H141ZM75 75V74H74ZM97 75V74H96ZM111 75V76H110ZM113 75H114V77H113ZM163 75H165V74H163ZM30 76H31V74H30ZM77 76V75H76ZM87 75H85V77H86ZM98 76V75H97ZM97 76H96V78H97ZM100 76V75H99ZM110 76V77H109ZM119 76V75H118ZM162 76V75H161ZM68 77H69V75H68ZM71 77V76H70ZM85 77H84V79L83 80H85V82L87 83V80L88 79H85ZM104 77H105V75H104ZM164 77V76H163ZM27 78H30L29 76H27ZM31 78H33L32 76H31ZM39 78V79H38ZM71 78H73V77H71ZM95 78V79H96ZM102 78H103V76H102ZM119 78V77H118ZM141 78V79H140ZM76 79V78H75ZM78 79H80V78H78ZM77 79V80H78ZM91 79V78H90ZM98 79V78H97ZM105 79H106V77H105ZM108 79V80H109ZM115 79V80H116ZM15 80V79H14ZM13 80V81H14ZM74 80V79H73ZM104 80V79H103ZM107 80V79H106ZM105 80V81H106ZM121 80V79H120ZM120 80H118L119 82H120ZM131 80V79H130ZM6 81H8V82H6ZM21 81V80H20ZM23 81V80H22ZM21 81V82H22ZM31 81V80H30ZM68 81V80H67ZM71 79H70V81H68V82H70V84H71ZM90 81H92V80H89L88 82H90ZM94 81H96V80H94ZM122 81V80H121ZM125 81V80H124ZM17 82V81H16ZM26 82H27V79H26ZM64 82H66L65 84H64ZM99 82H100V80H99ZM102 82V81H101ZM108 82V81H107ZM163 82V81H162ZM199 82V84L197 85V83ZM14 83V82H13ZM28 83H29V80H28ZM75 83V82H74ZM93 83V82H92ZM91 83V84H92ZM104 83V82H103ZM130 83V82H129ZM5 84V85H4ZM18 85H19V82L17 83ZM82 84V83H81ZM90 84V85H91ZM99 84V83H98ZM124 84V83H123ZM127 84H128V81H127ZM144 84V83H143ZM225 84V85H224ZM13 85V84H12ZM21 85H23L22 83H21ZM20 85V86H21ZM25 85H27V84H25ZM80 85V84H79ZM85 85V84H84ZM86 85H88V84H86ZM107 85V84H106ZM111 85V84H110ZM109 85V86H110ZM224 85V92H223V94H217V93H214V94H212V95H207V96H205L204 97V95H202V93H203V89L201 88V87H203V88H205V89H207V90H211V92L212 91H216L217 89H220V87H222ZM17 86V85H16ZM74 86H75V84H74ZM93 86V85H92ZM127 86V85H126ZM131 88H132V84H130L129 85ZM149 86V87H150ZM162 86V85H161ZM171 86V85H170ZM18 87V86H17ZM26 87V86H25ZM28 87H29V85H28ZM89 87V86H88ZM118 87V86H117ZM164 87V86H163ZM168 87V86H167ZM20 88V87H19ZM86 88H87V86H86ZM102 88V87H101ZM106 88V87H105ZM111 88L113 89V85H111ZM116 88V87H115ZM127 88H129L128 86H127ZM131 88H129V89H131ZM164 88H166V87H164ZM174 88V87H173ZM14 89V88H13ZM29 89H31V87L29 88ZM33 89V90H34ZM80 89V88H79ZM98 89V88H97ZM96 89V90H97ZM117 89H120V88H117ZM6 90V89H5ZM9 90H11V88L9 89ZM32 90V91H33ZM92 90V89H91ZM96 90H95V92H96ZM108 90V89H107ZM165 90V89H164ZM170 90H172L171 88H170ZM21 91H22V89H21ZM25 91V90H24ZM27 91H29V90H27ZM85 91H86V89H85ZM102 92L103 91V89H101V90H99V92ZM106 91V90H105ZM109 91V90H108ZM130 91V90H129ZM135 91V90H134ZM157 91V90H156ZM159 91V90H158ZM161 91V90H160ZM168 91V90H167ZM183 91V90H182ZM202 91V92H201ZM2 92V93H1ZM7 92H8V90H7ZM11 92V91H10ZM12 92H13V90H12ZM14 92H15V90H14ZM26 92V91H25ZM25 92L23 93V94H25ZM30 92H31V90H30ZM34 92V91H33ZM83 92H84V90H83ZM112 92V91H111ZM117 92V91H116ZM132 92V91H131ZM141 92H142V90H141ZM151 92V91H150ZM163 92V90L160 92V93H162ZM27 93V92H26ZM76 93V92H75ZM74 93V94H75ZM104 93V92H103ZM102 93V94H103ZM143 93H144V91H143ZM153 93V92H152ZM151 93V94H152ZM170 93V92H169ZM206 93V92H205ZM222 93V92H221ZM5 94V93H4ZM12 94V93H11ZM14 94V93H13ZM77 94V93H76ZM109 94V93H108ZM119 94V93H118ZM126 94V93H125ZM145 94V93H144ZM144 94H141L140 93V95H144ZM148 94V93H147ZM166 94V93H165ZM172 94V93H171ZM186 94V93H185ZM184 94V95H185ZM3 95V94H2ZM7 95V94H6ZM28 95V94H27ZM31 95V97L33 98V96H32V94H30ZM85 95V94H84ZM91 95V94H90ZM105 95V94H104ZM153 95V94H152ZM156 95V94H155ZM155 95H153L152 96V98L153 97H155ZM161 95V94H160ZM164 95V94H163ZM29 96V95H28ZM76 96V95H75ZM78 96H79V94H78ZM81 96V95H80ZM88 96V95H87ZM145 96V95H144ZM165 96V95H164ZM4 97H7V96H4ZM8 97H10V95L8 96ZM15 97V96H14ZM13 97V98H14ZM104 97V96H103ZM102 97V98H103ZM118 97H119V95H118ZM124 97V96H123ZM183 97V96H182ZM2 98V97H1ZM13 98H12V100H13ZM81 98H83L82 96H81ZM86 98V97H85ZM93 98V97H92ZM108 98V97H107ZM141 97L139 96V99H140ZM149 98H150V96H149ZM179 98V97H178ZM259 98V97H258ZM10 99V98H9ZM27 99V98H26ZM34 99V98H33ZM76 99V98H75ZM87 99H89V97L87 98ZM112 99V98H111ZM115 99V98H114ZM126 99H128V98H126ZM158 99V98H157ZM168 99V98H167ZM262 99H264V97H261V98H259V99H257L256 98V101H255V104L253 103V109L251 110V114L249 113L248 115L249 116H245L244 117V119H242V118H240V120L242 119L243 121L245 120H250V115L251 116H253L254 117V119L255 120H257L258 121V123L261 125V127L263 128V130H264V103H263V100ZM4 100V99H3ZM8 100V99H7ZM15 100V99H14ZM13 100V101H14ZM64 100L65 101H67V103H65L64 102ZM131 100V99H130ZM137 100V99H136ZM169 100V99H168ZM167 100V101H168ZM174 100V99H173ZM175 100H177V99H175ZM185 100V99H184ZM9 101V100H8ZM30 101V100H29ZM65 103V104H67V106L68 107H66V106H62L61 104L63 103V102ZM70 101V102H71ZM73 101H75V100H73ZM90 101V100H89ZM93 101H94V99H93ZM98 100H96V102H97ZM138 101V100H137ZM142 101V100H141ZM153 101V100H152ZM156 101V100H155ZM162 101H164V100H162ZM170 101V100H169ZM182 101V100H181ZM186 101V100H185ZM184 101V102H185ZM190 101V100H189ZM4 102V101H3ZM2 101H1V105H2V103H3ZM9 102H11V99H10V101ZM31 102H32V100H31ZM39 102V103H38ZM69 102V103H70ZM95 102V101H94ZM106 102H107V100H106ZM109 102V101H108ZM108 102H107V104H108ZM140 102V101H139ZM151 102V101H150ZM186 102H188V101H186ZM24 103V102H23ZM34 103V102H33ZM73 103V102H72ZM90 103V102H89ZM104 103H105V101H104ZM167 103V102H166ZM177 103V102H176ZM181 103V102H180ZM196 103V102H195ZM199 103V102H198ZM4 104H5V102H4ZM8 104V103H7ZM11 104V103H10ZM15 104V103H14ZM26 104H28V103H26ZM137 104L139 105V103L137 102ZM143 106H142V112L140 113V114H142L143 113V116H144V120L142 119V122H143V124H141L142 125V133H140L141 135H140V137H139V143L141 144V146H142V148L144 149L142 152L144 153V159H141V160H144V162L143 163H141L142 165H141V167H142V169H141V172L142 173H144L145 174V169L148 167V168H150V169H152V171H151V174H149V175H151L150 176V178L152 177L154 180H156V178H155V175H156V173H157V171L158 170H161L162 171V166L160 167L159 166V157H162V156H155V154H157V152L156 153H154V151H153V148H155L154 146L155 145H153V142H154V139H155V135L156 134H154V132H153V118H152V116H151V114H150V112H149V110H147V106H146V103L143 101V103H141ZM152 105L154 104V103H151ZM0 105V106H1ZM6 105V104H5ZM12 105V104H11ZM16 105V104H15ZM22 105V104H21ZM29 105V104H28ZM34 105V104H33ZM35 105H34V107H35ZM77 105V104H76ZM85 105V104H84ZM89 105V104H88ZM91 105V104H90ZM126 105H127V103H126ZM170 105V104H169ZM179 105H182V104H179ZM194 105V104H193ZM17 106H19V105H17ZM30 106H31V104H30ZM62 106V107H61ZM104 105H102V107H103ZM110 106V105H109ZM135 106V105H134ZM133 106V107H134ZM148 106H149V104H148ZM155 106V105H154ZM160 106V105H159ZM158 106V107H159ZM174 106V105H173ZM3 107V106H2ZM5 107V106H4ZM6 107H8V105H6ZM10 107V106H9ZM89 107V106H88ZM95 107V106H94ZM101 106H99L98 108H100ZM106 107V106H105ZM111 107V106H110ZM109 107V108H110ZM116 107V106H115ZM124 107V106H123ZM130 107V106H129ZM132 107V108H133ZM157 107V108H158ZM161 107V106H160ZM162 107H163V105H162ZM171 107V106H170ZM175 107V106H174ZM177 107V106H176ZM192 107V106H191ZM194 107V106H193ZM196 107H197V104H196ZM16 108V107H15ZM21 108H22V106H21ZM20 108V109H21ZM29 108V107H28ZM32 108V107H31ZM76 108V107H75ZM141 108V107H140ZM2 109H4V108H2ZM22 109H24V107L22 108ZM27 108L25 107V110H26ZM33 109V108H32ZM37 109H36V111H37ZM101 109V108H100ZM107 109V108H106ZM131 109V108H130ZM164 109V108H163ZM163 109H162V113L165 111V110H167V106H166V108L164 109V111H163ZM170 109V108H169ZM172 109V108H171ZM170 109V110H171ZM180 109H182V108H180ZM196 109V108H195ZM199 109V108H198ZM238 109V110H239ZM1 110V109H0ZM5 110H7V109H4V113H5ZM13 110V109H12ZM15 110V109H14ZM28 111H29V109H27ZM47 110H48V112H49V114L48 115H46L48 112H47ZM86 110V109H85ZM103 111L105 110V108L103 107V109H102ZM110 110V109H109ZM126 110V109H125ZM173 110V109H172ZM188 110V109H187ZM237 110V111H238ZM21 111V110H20ZM116 111H118V110H116ZM115 111V112H116ZM128 111V110H127ZM158 111H159V109H158ZM181 111V110H180ZM193 111H194V109H193ZM197 112H198V110H196ZM195 111V112H196ZM8 112V111H7ZM17 112V111H16ZM18 112H19V109H18ZM44 112H46V114L44 113ZM79 112V111H78ZM92 112V111H91ZM90 112V113H91ZM94 112V111H93ZM101 112V111H100ZM105 112V111H104ZM136 112V111H135ZM157 112V111H156ZM160 112V111H159ZM173 112V111H172ZM206 112V111H205ZM232 112V111H231ZM249 112V111H248ZM247 112V113H248ZM14 113V112H13ZM27 113V112H26ZM35 113H37V112H35ZM98 113V112H97ZM113 113V112H112ZM116 113H118V112H116ZM120 113V112H119ZM201 113V112H200ZM237 113V112H236ZM235 113V114H236ZM8 114V113H7ZM10 114H12V113H10ZM17 114V113H16ZM28 114V113H27ZM81 114V115H80ZM106 114H107V112H106ZM134 114V113H133ZM167 114V113H166ZM165 114V116H166V118L165 119H167V118H170V116L169 115H166ZM223 114V115H224ZM230 114V113H229ZM232 114H233V112H232ZM231 114V115H232ZM1 115V114H0ZM18 115V114H17ZM30 115H31V113H30ZM32 115L34 116H36V114H33L32 113ZM88 115H89V113H88ZM91 115H92V113H91ZM101 115V114H100ZM120 115V114H119ZM124 115H125V113H124ZM129 115V114H128ZM135 115V114H134ZM161 115V114H160ZM163 115V114H162ZM227 115V114H226ZM243 115V114H242ZM245 115H247V114H245ZM3 116V115H2ZM11 116V115H10ZM22 116H23V114H22ZM33 116H31V117H33ZM97 116H99V113H98V115ZM105 116V115H104ZM131 116V115H130ZM136 116H137V114H136ZM157 116V115H156ZM164 116V117H165ZM185 115H183V117H184ZM206 116V115H205ZM219 116V115H218ZM238 116V115H237ZM16 117V116H15ZM14 117V118H15ZM18 117V116H17ZM30 117V116H29ZM29 117H27L28 118V120H29ZM64 117V121L63 120H61V118H63ZM138 117V116H137ZM173 117V116H172ZM182 117V116H181ZM214 117H216V116H214ZM223 117V116H222ZM243 117V116H242ZM2 118V117H1ZM0 118V119H1ZM9 118V117H8ZM10 118H12V117H10ZM14 118H12V119H14ZM94 117H92V119H93ZM100 119H101V117H99ZM104 118V117H103ZM118 118V117H117ZM121 118H123V116L121 117ZM159 118V117H158ZM163 118V117H162ZM178 119H180V115H179V117H177ZM206 118V117H205ZM217 118V117H216ZM230 118V117H229ZM19 119H21V118H19L18 117V120ZM24 119V118H23ZM97 119V118H96ZM105 119V118H104ZM120 119V118H119ZM174 119H175V117H174ZM173 119V120H174ZM208 119V118H207ZM212 119V118H211ZM213 119H215V118H213ZM221 119V118H220ZM220 119L218 120V119H215V120H212L213 121V123L212 124H214L215 125V123L217 124L218 123V125H219V128H218V126L217 127H215V128H218V131H219V129H220V134H221V137H219V135L217 136V137H219L220 139H221V141L222 142H219L220 144H223V146H227L225 143V140L229 137V138H231L230 136L232 135V133H229V135L230 136H228L227 135V137H226V134L228 133L227 131H230V129H231V127H230V129H228V130H226V132L225 133H223L224 132V130H222V128H224L225 126H226V124L224 125V123L222 122L223 120H221L220 121ZM239 119V118H238ZM7 120V119H6ZM11 122L13 121V120H11V119H9ZM27 120V121H28ZM33 120H36V118L34 119L33 118ZM59 120H61V121H59ZM106 120H107V118H106ZM118 120V119H117ZM133 120V119H132ZM161 120V119H160ZM183 120V119H182ZM218 120V121H217ZM240 120H237L238 122L240 121ZM1 121V120H0ZM22 121V120H21ZM24 121H26V119L24 120ZM63 121V122H62ZM97 121V120H96ZM130 121V120H129ZM171 121H172V119H171ZM175 121V120H174ZM173 121V122H174ZM186 121V120H185ZM225 121V120H224ZM230 121V120H229ZM228 121V122H229ZM233 121V120H232ZM232 121H231V124H232ZM251 122H252V120H250ZM8 122V121H7ZM15 122V120L12 122V124H11V126L13 125V123ZM23 122V121H22ZM21 122V123H22ZM38 122H36L37 124H38ZM48 122H50V125H48L49 123ZM60 122V123H59ZM91 122V121H90ZM92 122H93V120H92ZM105 122V121H104ZM103 122V125H105V123ZM107 122V121H106ZM137 122H138V120H137ZM159 122V121H158ZM162 122H163V120H162ZM162 122H160L161 123V125L163 124ZM189 122V121H188ZM226 122V121H225ZM248 122V121H247ZM4 123V122H3ZM9 123V122H8ZM26 122H24V124H25ZM34 124L35 123V121L34 122H31L30 123V120H29V123L28 124ZM119 123V122H118ZM117 123V124H118ZM130 123V122H129ZM167 123H169V121L167 122ZM211 123H209V125L211 124ZM256 122H254L253 124H255ZM2 124V123H1ZM10 124V123H9ZM28 124H26V125H28ZM89 124V123H88ZM95 124V123H94ZM116 124V125H117ZM122 124V123H121ZM170 124V123H169ZM172 124H174V123H172ZM212 124H211V126H212ZM228 124V123H227ZM230 124V123H229ZM228 124V125H229ZM252 124V123H251ZM8 125V124H7ZM25 125V126H26ZM35 125V124H34ZM33 125V126H34ZM90 125V124H89ZM99 125H101V124H99ZM109 125V124H108ZM108 125H106L107 127H108ZM120 125V124H119ZM119 125H118V127H119ZM161 125H159V126H161ZM213 125V126H214ZM220 125H221V127H220ZM233 125V124H232ZM238 125H240V124H238ZM241 125H243V124H241ZM257 125V124H256ZM16 126H17V124H16ZM24 126V125H23ZM22 126V127H23ZM32 126V127H33ZM97 126H98V124H97ZM125 126V125H124ZM234 126V125H233ZM245 126V125H244ZM20 127V126H19ZM28 127V129L30 130V128L32 129V127H30V125H28L27 126ZM30 127V128H29ZM87 127V126H86ZM90 127V126H89ZM106 127V128H107ZM134 127V126H133ZM165 127H166V125H165ZM248 127V126H247ZM260 127V126H259ZM8 128H9V125H8ZM12 129H13V127H11ZM88 128V127H87ZM94 128V127H93ZM96 128V127H95ZM109 128V127H108ZM162 128V127H161ZM160 128V129H161ZM238 128H239V126H238ZM89 129V128H88ZM104 129V128H103ZM123 129V128H122ZM122 129H121V131H122ZM132 129V128H131ZM236 129V128H235ZM248 129V128H247ZM33 130L35 131V129H32V130H30V131H28L29 133L32 131L33 132ZM119 131H117L118 133L120 132V129H118ZM157 130V129H156ZM163 130V129H162ZM167 131H164V132H162L163 134L165 133V132H167V133H169L170 135H169V137L171 136V133L173 134V132H174V130L172 129V127H170V129H166ZM232 130H233V128H232ZM241 130V129H240ZM243 130V129H242ZM246 130V129H245ZM250 130V129H249ZM248 130V131H249ZM261 130V129H260ZM262 130V131H263ZM5 131V130H4ZM9 131H10V129H9ZM24 131V130H23ZM26 131V132H25ZM24 132L26 133V135H27V130H25ZM82 131V130H81ZM81 131H79V133L81 132ZM86 131V130H85ZM85 131H83L82 133H84ZM88 131V130H87ZM95 131V130H94ZM103 131V130H102ZM114 131V130H113ZM189 131H191V130H189ZM234 131V130H233ZM239 131V130H238ZM258 131V130H257ZM256 131V132H257ZM2 132V131H1ZM31 132V134H32V136H33V133ZM40 132V131H39ZM42 132V131H41ZM39 133L38 135H40V134H42V133ZM116 132V134H118ZM133 132V131H132ZM131 132V133H132ZM176 132V131H175ZM175 132H174V134H175ZM192 132V131H191ZM231 132V131H230ZM235 132V131H234ZM243 132V131H242ZM5 133V132H4ZM3 133V134H4ZM15 133H16V131H15ZM28 133V134H29ZM37 133H38V131H37ZM97 133H99L98 131H97ZM101 133V132H100ZM99 133V134H100ZM134 133V132H133ZM137 133V132H136ZM138 133V134H139ZM161 133V132H160ZM159 133V134H160ZM211 133V132H210ZM219 133V132H218ZM264 133V132H263ZM11 135H13L12 133H10ZM30 134V135H31ZM35 134V133H34ZM45 134V133H44ZM106 134V133H105ZM135 134V133H134ZM158 134V133H157ZM173 134V135H174ZM198 134V133H197ZM216 134H217V131H216ZM215 134V135H216ZM225 135V139H224V135ZM246 134V133H245ZM244 134V135H245ZM249 134V133H248ZM247 134V135H248ZM23 135V134H22ZM77 135V134H76ZM79 135H81V134H79ZM85 135V134H84ZM88 134H86V136H87ZM102 135V134H101ZM114 135V134H113ZM129 135H130V133H129ZM162 135V134H161ZM172 135V136H173ZM190 135V134H189ZM196 135V134H195ZM194 135V136H195ZM241 136H242V134H240ZM260 135V134H259ZM263 135V134H262ZM42 136V135H41ZM69 136V135H68ZM93 135H91V137H92ZM103 136V135H102ZM112 136V135H111ZM122 136H123V132H122ZM122 136H121V138H122ZM134 136V135H133ZM150 137V138H147V137ZM167 136V135H166ZM190 136H192V135H190ZM250 136V135H249ZM253 136H255V135H253ZM6 137V136H5ZM18 137V136H17ZM21 137V136H20ZM23 137V136H22ZM26 137V138H25ZM24 138L25 139H23L21 142H22V147L21 148H27V143H26V141H30L31 142V138H35V137H30L29 135L28 136H25ZM39 137V136H38ZM88 137V136H87ZM96 137V136H95ZM100 137V136H99ZM108 137H109V135H108ZM108 137H107V139H108ZM113 137V136H112ZM114 137H115V135H114ZM132 137V136H131ZM163 137V136H162ZM176 137V136H175ZM193 137V136H192ZM192 137H190V138H192ZM204 137V136H203ZM202 137V138H203ZM216 137V136H215ZM232 137H234V136H232ZM248 137V136H247ZM246 137V138H247ZM6 138H8V137H6ZM19 138V137H18ZM41 138V137H40ZM47 138V137H46ZM72 138V137H71ZM90 138V137H89ZM116 138H119V137H116ZM128 138V137H127ZM137 138V137H136ZM177 138V137H176ZM211 138V137H210ZM213 138V137H212ZM241 138V137H240ZM22 139V138H21ZM44 139V138H43ZM69 139V138H68ZM75 139H77V138H75ZM74 139V140H75ZM99 139H101V138H99ZM132 139V138H131ZM138 139V138H137ZM147 139V140H146ZM164 139H165V137H164ZM173 139L174 138H169L168 139V141L167 142H169L168 144H166V145H168L167 147H169V150L167 149V151H169V153L167 152V155H168V157H172V159H173V161H172V159H169V162L170 163H172V162H174V161H176V162H174L173 163V166L175 167V166H177L178 167V163H177V161H178V159L180 158V156H179V153L177 154V152H176V148H175V146L176 145H174V141H173ZM194 139V138H193ZM217 139V138H216ZM220 139L218 140L217 139V141H220ZM245 139V138H244ZM251 139H252V137H251ZM5 140V139H4ZM10 140V139H9ZM12 140V139H11ZM11 140H10V142H11ZM14 140V139H13ZM16 140V139H15ZM18 140V139H17ZM20 140V139H19ZM63 140V141H64ZM74 140H71V141H74ZM83 140H85V139H83ZM90 140V139H89ZM88 140V141H89ZM92 140V139H91ZM134 140H136V139H134ZM160 140V139H159ZM162 140H163V138H162ZM228 140V139H227ZM226 140V141H227ZM235 140V139H234ZM240 140H242V141H244L243 140V138L242 139H240ZM257 140V139H256ZM67 141V140H66ZM79 141V140H78ZM103 141V140H102ZM111 141V140H110ZM120 141H122V139H120ZM156 141V140H155ZM175 141H176V139H175ZM193 141H195V139L193 140ZM206 142L208 141V140H205ZM248 141V140H247ZM251 141V140H250ZM264 141V140H263ZM0 142H1V139H0ZM2 142H3V140H2ZM29 142V144L31 145V143ZM38 142H39V140H38ZM44 142V141H43ZM42 142V143H43ZM90 142V141H89ZM128 142V141H127ZM138 142V141H137ZM160 143H161V141H159ZM204 142V141H203ZM210 142V141H209ZM213 142V141H212ZM231 142V141H230ZM237 142V141H236ZM238 142H239V139H238ZM245 142V141H244ZM5 143V142H4ZM3 143V144H4ZM17 143H19V141L17 142ZM37 143V142H36ZM46 143V142H45ZM62 143V142H61ZM81 143H82V140H81ZM80 142H74V145L72 146V150L75 152V154L77 155V158H79L80 160H78L79 162H81L82 163V169L81 170H79L80 171V173H79V175H77L76 176V178L74 177L76 174H74V173H76L75 171L74 172H72L73 170H71V172H72V174L70 175V173L69 172H66V174H65V172H63V174L64 175H62V177L60 176V174L62 173V164L63 163H65L64 162V159L66 158V155L67 154H65L66 153V150L64 149L63 150V148L61 147V146H58V148H57V150H56V154H57V157H56V159H54L53 160V158H51V156L53 155H49V154H47V153H44L42 150H44V149H42V147H41V143L39 142L38 144H37V147L35 146V148H37L36 150H37V156H38V160H36L35 161V159H34V161H35V163H36V173L35 174H33L34 176L30 179V177H29V179L30 180H32L33 181V185L35 184V182H37L36 180L37 179H39L38 180V182H40V183H38V184H44L45 182L44 181H46L47 182V185H48V183H49V185L51 184V182H49V181H52V184H53V178H55V177H61L59 180H60V182L61 181H63L64 183H62L61 185H63V184H65V183H68V182H66L67 180H68V178L69 177H67V180L66 181H64L65 179H66V176L65 175H70V176H72V177H74L75 179V181H73V180H71L72 178H69L70 179V181L69 182H73V183H68V187L66 188V186H67V184H66V186H60L59 185V187L58 188H60V189H62L63 191L65 190V192H62V190H61V193H59L58 191H60V189L57 191V193H59V195L58 196H56L57 197V199H58V197H60V199H61V194L63 193V195L64 196H67V197H65L66 198V200H64V201H67V203L65 204V205H67L66 206V208L65 207H63L64 209H68V211H69V214H68V211L66 210L65 212L69 215V220H67V218L65 219V222L66 221H69V225L67 224V222L65 223V226L67 227L68 226V230L71 232H69L68 231V233H70L71 235L68 237V239H67V237H66V239H64V238H61V236H62V233H64L63 231V229H60V228H58V230L59 231H62V233L60 234L59 232V234L61 235H58L61 239H58L57 237H56V235L58 234H56V233H54L55 234V237L54 238H52V232H51V239L50 238H48V237H50V236H48L47 238L48 239H50V240H48L47 239V241L43 244V242H40L41 244H39V247H40V245H44V248L41 246V248H43L44 250H46V253L45 254H43V256L42 257H40L41 258V261H40V259H38L39 261H37V259H36V261L37 262H42V264H62V263H64L65 262V264H73V263H78V264H99V262L101 263V261H102V258H100L99 256L97 257V255L98 254H96V246H98V244H102V242L103 241H106V239H104L102 242H101V240H100V243H99V239H100V236H99V234L101 233L102 234V237H104V236H110L111 234L109 233L111 230H113V227L115 228V226H114V224L112 225V222H110V224L113 226V227H111V228H108V227H106V228H108V229H110V231H108V230H105L104 229V231H103V226L104 225H110L109 223H104V217H103V215H105L104 214V212L108 209V208H110L109 210H112L113 208H114V205H115V207L116 206H118V205H116L118 202L120 203V202H122V200H118L117 201V197H118V199H122L123 198V196H125V193H124V191L126 192L127 190H122L121 191V189H120V187H118V186H116L118 189H120V190H118L117 188H115V184H113L112 185V181H113V179H112V177H110L111 179H112V181H110V180H108V182L107 181H105V178L104 177H101L102 175H104V174H100L101 172H96L95 174L96 175H93V173H92V170H91V168H90V162H89V160L91 159V158H93L94 156H92L93 155V152H95L93 149L94 148H91V147H93L94 145L92 144V142L90 143V145H83V144H81ZM86 143V142H85ZM103 143V142H102ZM109 143V142H108ZM130 143H132V142H130ZM138 143V144H139ZM155 143V142H154ZM218 143V144H219ZM233 143V142H232ZM239 143H241V142H239ZM252 143V142H251ZM34 144V143H33ZM44 144V143H43ZM73 144V143H72ZM87 144V143H86ZM98 144V143H97ZM104 144V143H103ZM102 144V145H103ZM124 144H126V143H124ZM163 144V143H162ZM176 144V143H175ZM191 144V143H190ZM214 144V143H213ZM217 144V143H216ZM227 144H229V143H227ZM234 144H235V141H234ZM242 144V143H241ZM247 144V143H246ZM255 144V143H254ZM5 145V144H4ZM15 145V144H14ZM13 145V146H14ZM29 145V146H30ZM112 145V144H111ZM120 145H121V143H120ZM157 145H159V144H157ZM215 145V144H214ZM213 145V146H214ZM231 145V144H230ZM236 145V144H235ZM238 145V144H237ZM263 145V144H262ZM9 146V145H8ZM16 146V145H15ZM20 146V145H19ZM28 146V147H29ZM44 146V145H43ZM64 146V145H63ZM67 146V145H66ZM69 146V145H68ZM98 146V145H97ZM126 146V145H125ZM188 146V145H187ZM190 146H192V145H190ZM189 146V147H190ZM206 146H207V144H206ZM212 146V145H211ZM220 146V145H219ZM222 146V145H221ZM221 147V149L222 148H224V147ZM240 146V145H239ZM238 146V147H239ZM242 146V145H241ZM244 147H245V145H243ZM254 146V145H253ZM256 146V145H255ZM31 147V146H30ZM100 147V146H99ZM105 147V146H104ZM112 147V146H111ZM114 147V146H113ZM116 147V146H115ZM119 148H120V146H118ZM122 147V146H121ZM139 147V146H138ZM157 147V146H156ZM166 147V146H165ZM166 147V148H167ZM215 147V146H214ZM213 147V148H214ZM227 147H229V146H227ZM237 147V148H238ZM257 147V146H256ZM263 147V146H262ZM2 148V147H1ZM7 148V147H6ZM5 148V151L7 152V149ZM32 148H33V145H32ZM67 148V147H66ZM109 148V147H108ZM135 148H136V146H135ZM177 148H178V146H177ZM180 148H181V146H180ZM183 148V147H182ZM188 148V147H187ZM211 148V147H210ZM233 148V147H232ZM240 148V147H239ZM246 148V147H245ZM245 148H244V150H245ZM253 148V147H252ZM264 148V147H263ZM12 149V148H11ZM97 149H99L100 150V148H98L97 147ZM112 149V148H111ZM114 149V148H113ZM138 149V148H137ZM189 149V148H188ZM206 149H208V148H206ZM205 149V150H206ZM219 149V148H218ZM242 149V148H241ZM240 149V150H241ZM247 149V148H246ZM256 149H258V148H256ZM260 149H261V147H260ZM2 150H4V149H2ZM17 150V149H16ZM24 150V149H23ZM70 151H71V149H69ZM98 150V151H99ZM103 150V149H102ZM116 150V149H115ZM117 150H118V148H117ZM119 150H121V149H119ZM190 150V149H189ZM193 150V149H192ZM220 150V149H219ZM224 150V149H223ZM10 151V150H9ZM13 151H15L14 149H13ZM28 151V150H27ZM32 151V150H31ZM104 151V150H103ZM102 151V152H103ZM140 151V150H139ZM160 151V150H159ZM216 151V150H215ZM226 151H228V149H226L224 152H226ZM230 151V150H229ZM249 151H250V148H249ZM258 151V150H257ZM262 151V150H261ZM5 152V153H6ZM55 152V151H54ZM141 152V151H140ZM165 152V151H164ZM211 153H212V151H210ZM217 152H218V150H217ZM234 152V151H233ZM253 152V151H252ZM262 152H264V150L262 151ZM16 153V152H15ZM22 153V152H21ZM28 153V152H27ZM27 153H25V154H21L22 155V157H21V160L19 161V164L20 165H18V166H20V167H18V169L20 168V170L22 171V172H24L23 174H26L25 173V170H27L26 168H25V166L27 167L28 165H26L27 163ZM73 153V152H72ZM98 153V152H97ZM115 153V152H114ZM113 153V154H114ZM163 153V152H162ZM202 153V152H201ZM209 153V152H208ZM215 153V152H214ZM213 153V154H214ZM227 153V152H226ZM230 153V152H229ZM229 153H227V154H229ZM251 153V152H250ZM257 153V152H256ZM260 153V152H259ZM10 154V153H9ZM9 154H8V156H9ZM20 154V153H19ZM68 154H70V152L68 153ZM110 154H111V152H110ZM113 154H112V156H113ZM185 154V153H184ZM196 154V153H195ZM207 154V153H206ZM225 154V153H224ZM253 154H254V152H253ZM16 155V154H15ZM17 155H18V153H17ZM21 155H19V156H21ZM32 155H34V153H32ZM50 157H49V156ZM55 155V154H54ZM119 155V154H118ZM126 155V154H125ZM124 155V156H125ZM170 155V156H169ZM201 155V154H200ZM210 155V154H209ZM231 155V154H230ZM236 155V154H235ZM1 156H2V154H1ZM13 156V155H12ZM11 156V157H12ZM37 156H35L34 155V157L37 159ZM97 156V155H96ZM99 156V155H98ZM98 156H97V158H98ZM105 156H106V154H105ZM108 156H109V154H108ZM131 156V155H130ZM166 156V155H165ZM177 156H179V158H177ZM195 156V155H194ZM216 156V155H215ZM252 155L250 154V157H251ZM253 156H255V155H253ZM257 156V155H256ZM264 156V155H263ZM4 157V156H3ZM18 157V156H17ZM31 157V156H30ZM29 157V158H30ZM72 157V156H71ZM110 157V156H109ZM134 157V156H133ZM158 157V158H157ZM167 157V156H166ZM170 157V158H171ZM201 157V156H200ZM222 157V156H221ZM258 157V156H257ZM261 157V156H260ZM5 158V157H4ZM4 158H3V160H4ZM48 158H50V159H48ZM107 158V157H106ZM114 158V157H113ZM183 158V157H182ZM192 158V157H191ZM229 158V157H228ZM252 158V157H251ZM254 158V157H253ZM12 159V158H11ZM16 159V158H15ZM31 159V158H30ZM40 159V160H39ZM112 159V158H111ZM135 159V158H134ZM163 159V158H162ZM165 159H168V158H165ZM165 159H164V161L163 162H165ZM196 159V157H194V160ZM205 159V158H204ZM231 159V158H230ZM260 159V158H259ZM261 159H262V157H261ZM7 160V159H6ZM9 160H10V158H9ZM48 160H49V163H48ZM52 160V161H51ZM71 160V159H70ZM73 160V159H72ZM100 160V159H99ZM105 160V159H104ZM106 160H108V159H106ZM113 160V159H112ZM115 160H116V158H115ZM161 160V159H160ZM197 160H198V162H199V159L197 158ZM202 160V159H201ZM234 160V159H233ZM232 160V161H233ZM248 160V159H247ZM256 160V159H255ZM2 161V160H1ZM47 161V162H46ZM51 161V162H50ZM68 160H66V162H67ZM75 161V160H74ZM139 161V160H138ZM172 161V162H171ZM208 161H209V159H208ZM260 161V160H259ZM262 161V162H261ZM260 162H259V164H261V165H259L258 163H257V168L259 167V166H262V168H263V171H264V159H262ZM3 162H5V161H2V163ZM13 162H17V161H13ZM79 162H77V163H79ZM108 162H110V161H108ZM126 162V161H125ZM133 162V161H132ZM167 162V161H166ZM205 162V161H204ZM214 162V161H213ZM216 162V161H215ZM248 162H250V161H248ZM254 162V161H253ZM257 162H258V159H257ZM32 163H34V162H32ZM34 163V164H35ZM71 163V162H70ZM97 163V162H96ZM99 163H100V166H102L103 167V163L102 162H100L99 161ZM115 163V162H114ZM113 163V164H114ZM217 163H218V161H217ZM233 163H235V161L233 162ZM244 163V162H243ZM256 163V162H255ZM6 164V163H5ZM69 164V163H68ZM120 164V163H119ZM118 164V165H119ZM129 164V163H128ZM164 164V163H163ZM167 164H169V163H167ZM196 164V163H195ZM200 164V163H199ZM199 164H198V166H199ZM202 164V163H201ZM211 164V163H210ZM223 164V163H222ZM15 165V164H14ZM14 165H12V166H14ZM29 165H31V164H29ZM48 165L50 166V167H48ZM77 166H78V164H76ZM91 165H92V163H91ZM94 165H95V162H94ZM105 165V164H104ZM123 165V164H122ZM130 165H132V164H130ZM146 165H147V167H146ZM160 165H161V163H160ZM165 165V164H164ZM164 165H163V168H164ZM172 165V164H171ZM180 165V164H179ZM190 165V164H189ZM192 165H194L193 163H192ZM209 165V164H208ZM215 165V164H214ZM229 165H232V164H229ZM237 165V164H236ZM1 166H3V165H1ZM51 170H49L47 167ZM81 165H79L78 166V168H81L80 167ZM99 166V165H98ZM99 166V167H100ZM107 166V165H106ZM138 166V165H137ZM198 166H195L194 165V167H198ZM204 166V165H203ZM213 166V165H212ZM219 166V165H218ZM250 166V165H249ZM255 166V165H254ZM4 167V166H3ZM14 167H16V166H14ZM32 168L34 167L33 165L31 166ZM30 167V168H31ZM52 167L54 168V169H52ZM114 167H115V165H114ZM180 167V166H179ZM193 167V166H192ZM191 167V168H192ZM207 167V166H206ZM215 167V166H214ZM64 168V167H63ZM96 168V167H95ZM116 168V167H115ZM128 168V167H127ZM136 168V167H135ZM173 168V167H172ZM186 168H188V167H186ZM204 168V167H203ZM224 168H226V167H224ZM243 168V167H242ZM251 168H253V167H251ZM250 168V169H251ZM262 168H260L259 169V171H261V169ZM0 169H2V167L0 168ZM7 168L5 167V168H3L2 169V171H4V172H6L7 170H6ZM28 169H29V167H28ZM49 170V172H48V170ZM67 169V168H66ZM77 169V168H76ZM100 169H102L101 167H100ZM99 169V170H100ZM138 169V168H137ZM181 169V168H180ZM197 169H199V168H197ZM216 169V168H215ZM221 169V168H220ZM228 169V168H227ZM249 169V170H250ZM6 170V171H5ZM15 170V169H14ZM30 170V169H29ZM52 170H53V173H59V175L57 176H52L51 177V174H52ZM64 170H65V168H64ZM94 170V169H93ZM104 170V169H103ZM102 170V171H103ZM109 170V169H108ZM112 170V169H111ZM118 170V169H117ZM124 170V169H123ZM136 170V169H135ZM184 169H181V171H183ZM189 170V169H188ZM196 170V169H195ZM210 170V169H209ZM223 170V169H222ZM222 170L220 171V172H222ZM253 170V169H252ZM67 171V170H66ZM70 171V170H69ZM134 171V170H133ZM171 171H172V169H171ZM179 171V170H178ZM177 171V172H178ZM180 171V172H181ZM226 171V170H225ZM27 172V171H26ZM78 172V171H77ZM94 172V171H93ZM108 172V171H107ZM112 172V171H111ZM118 172H120V171H118ZM165 172V171H164ZM169 172V171H168ZM176 172V171H175ZM215 172V171H214ZM253 172V171H252ZM251 172V173H252ZM258 172V171H257ZM262 172V171H261ZM0 173H3V172H1L0 171ZM15 173V172H14ZM68 173V174H67ZM98 173V174H97ZM104 173V172H103ZM122 173V172H121ZM150 173V172H149ZM174 173V172H173ZM196 173H197V171H196ZM210 173V172H209ZM260 173V172H259ZM10 174V173H9ZM22 174V175H23ZM164 175H165V173H163ZM172 174V173H171ZM170 174V175H171ZM213 174V173H212ZM221 174H223V173H221ZM226 174V173H225ZM257 174V173H256ZM256 174L254 173V175L256 176ZM264 174V173H263ZM2 175V174H1ZM0 175V176H1ZM8 175V174H7ZM21 175V174H20ZM29 175V174H28ZM68 175V176H69ZM74 175V176H73ZM93 175V176H92ZM109 175H111V174H109ZM120 175V174H119ZM169 175V176H170ZM180 175V174H179ZM182 175V174H181ZM198 175V174H197ZM200 175V174H199ZM208 175V174H207ZM207 175L205 174V176H206V179H207ZM216 175V174H215ZM214 175V176H215ZM253 175V174H252ZM2 176H5V179H6V181H7V178H9L8 176H7V178H6V174H3ZM10 176V175H9ZM12 176H13V174H12ZM11 176V177H12ZM18 176V175H17ZM63 176L65 177V179H63ZM130 176H131V174H130ZM219 176V175H218ZM226 176V175H225ZM238 176H240V175H238ZM251 176V175H250ZM262 176V175H261ZM260 176V177H261ZM20 177V176H19ZM22 177V176H21ZM35 177V178H34ZM106 177V176H105ZM141 177H143V174H142V176ZM146 177V175H144V178ZM148 177V176H147ZM164 177V176H163ZM168 177V176H167ZM171 177V176H170ZM173 177H174V175H173ZM198 177H200V176H198ZM197 176H196V178H198ZM256 177H258V176H256ZM263 177V176H262ZM3 179H4V177H2ZM35 180H34V179ZM106 178H108V177H106ZM149 178V177H148ZM147 178V179H148ZM149 178V179H150ZM179 178H180V176H179ZM226 178V177H225ZM230 178V177H229ZM228 178V179H229ZM253 178V177H252ZM1 179V178H0ZM13 179H15V178H13ZM23 179H24V176H23ZM53 179V180H52ZM56 179V178H55ZM63 179V180H62ZM124 179V178H123ZM132 179H133V177H132ZM167 179V178H166ZM175 179V178H174ZM191 179V178H190ZM210 179V178H209ZM208 179V180H209ZM264 179V178H263ZM41 180V181H40ZM44 180V181H43ZM119 180V179H118ZM139 180H142V179H139ZM170 180H172V179H170ZM181 180V179H180ZM179 180V181H180ZM183 180V179H182ZM200 180V179H199ZM208 180H206V184L208 183L207 181ZM219 180V179H218ZM232 180H234V179H231V181ZM3 181V180H2ZM14 181V180H13ZM35 181V182H34ZM132 181V180H131ZM144 181V180H143ZM145 181H146V179H145ZM161 181H162V179H161ZM177 180L175 179V182H176ZM184 181V180H183ZM210 181V180H209ZM217 181V180H216ZM215 181V182H216ZM225 181V180H224ZM223 181V182H224ZM228 181V180H227ZM226 181V182H227ZM230 181V182H231ZM260 181H261V179H260ZM1 182V181H0ZM41 182H43V183H41ZM56 182V181H55ZM54 182V183H55ZM118 182V181H117ZM167 181H165V183H166ZM193 182V181H192ZM195 182V181H194ZM205 182V181H204ZM219 182V181H218ZM230 182H228V183H230ZM232 182H234V181H232ZM240 182V181H239ZM248 182V181H247ZM3 183V182H2ZM8 183H9V181H8ZM7 182L5 183V185L6 184H8ZM125 183V182H124ZM141 183V182H140ZM154 183V182H153ZM173 183V182H172ZM203 183V182H202ZM211 183V182H210ZM220 183V182H219ZM258 183V182H257ZM4 184V183H3ZM21 184H22V182H21ZM37 184V185H38ZM46 184V183H45ZM58 184V183H57ZM72 184V185H71ZM121 184V183H120ZM155 184V183H154ZM170 184V183H169ZM195 184H196V182H195ZM200 184V183H199ZM205 184V183H204ZM236 184H237V182H236ZM1 185V184H0ZM5 185H3V186H5ZM9 185V184H8ZM16 185V184H15ZM32 184L30 185L31 187L30 188H32V186H33ZM47 185H46V188H47ZM141 185V184H140ZM166 185H167V183H166ZM183 185V184H182ZM200 185H202V184H200ZM212 185V184H211ZM222 185V184H221ZM220 185V186H221ZM225 185V184H224ZM230 185H231V183H230ZM21 186V185H20ZM42 186V185H41ZM133 186H135V185H133ZM169 186V185H168ZM173 186V185H172ZM175 186H176V183H175ZM203 186V185H202ZM223 186V185H222ZM222 186H221V188H222ZM232 186V185H231ZM230 186V187H231ZM234 186V185H233ZM238 186V185H237ZM6 187V186H5ZM12 187V186H11ZM14 187V186H13ZM19 187V186H18ZM37 188H40V186H36ZM45 187V186H44ZM52 187H53V185H52ZM56 187V186H55ZM54 187V188H55ZM64 187V188H63ZM121 187H123V188H126L125 186H121ZM131 187V186H130ZM130 187H128V188H130ZM150 187V186H149ZM148 187V188H149ZM152 187H153V184H152ZM164 187V186H163ZM185 187V186H184ZM228 187V186H227ZM226 187V188H227ZM235 187H236V185H235ZM4 188V187H3ZM7 188V187H6ZM4 189V190H6L7 191V189ZM9 188V187H8ZM21 188V187H20ZM19 188V189H20ZM45 188V189H46ZM66 188V189H65ZM122 188V189H123ZM127 188V189H128ZM146 188V187H145ZM144 188V189H145ZM172 188V187H171ZM186 188V187H185ZM208 188H210V186L208 187ZM218 188V187H217ZM224 188V187H223ZM229 188V187H228ZM227 188V189H228ZM234 188V187H233ZM236 188H238V187H236ZM1 189V188H0ZM12 189V188H11ZM16 190H17V188H15ZM26 189V188H25ZM33 189V188H32ZM35 189V188H34ZM135 189V188H134ZM133 189V190H134ZM154 189H155V186H154ZM165 189V188H164ZM168 189V188H167ZM179 189V188H178ZM178 189H176V190H178ZM182 189V188H181ZM180 189V190H181ZM184 189V188H183ZM189 189V188H188ZM231 189V188H230ZM3 190V189H2ZM31 190V189H30ZM37 190V189H36ZM41 190H43L42 189V187H41ZM129 190V189H128ZM130 190H132V189H130ZM140 190V189H139ZM138 190V191H139ZM146 190V189H145ZM148 190H150V189H148ZM157 190H159L158 188H157ZM171 190H175V189H171ZM190 190V189H189ZM189 190H186V191H189ZM210 190H211V188H210ZM219 190V189H218ZM234 190V189H233ZM237 190H239V189H237ZM241 190V189H240ZM246 190V189H245ZM19 191H21V190H19ZM18 191V192H19ZM23 191H25V190H23ZM27 191H28V189H27ZM32 191V190H31ZM39 191V190H38ZM54 191H55V189H54ZM55 191V192H56ZM120 191V192H119ZM137 190L136 191H134L135 193L134 194H131L132 196V199H133V201H134V204H135V206H136V203L138 204V206L139 207H141V205L143 204V202L142 201H140V200H142L141 199V197L139 198V197H136L135 195H137V194H139V192H138ZM162 191H164V190H162ZM161 191V192H162ZM185 191V190H184ZM215 191V190H214ZM243 190H241V192L240 191H237V195H236V193H235V195H236V197L238 198L237 199V201H239L240 200V202H242L243 203V205H245L244 207H248V209L250 210V209H252V207H254L255 205H257V204H255V203H253L252 201H253V199H251V197H250V195L249 194H247V190L243 193L242 192ZM1 193L3 192V191H0ZM17 192V193H18ZM35 192V191H34ZM33 192V193H34ZM117 192H119V193H123L122 194V197L120 196V194L119 193H117ZM138 192V193H137ZM160 192V193H161ZM168 192V191H167ZM182 192V191H181ZM180 192V193H181ZM221 192H223V191H221ZM232 191H230V193H231ZM238 192H240V193H238ZM11 193V192H10ZM12 193H14V192H12ZM12 193H11V195H12ZM21 193V195L23 196L24 194H26V193H24V194H22V191L20 192ZM133 193V192H132ZM137 193V194H136ZM157 193V192H156ZM175 193V192H174ZM184 193V192H183ZM188 193V192H187ZM186 193V195H188ZM218 193V192H217ZM234 193V192H233ZM15 194V196H16V193H14ZM19 194V193H18ZM17 194V195H18ZM31 194V193H30ZM144 194V193H143ZM155 194V193H154ZM208 194H210L209 192H208ZM219 194V193H218ZM232 194V193H231ZM21 195L19 194V198L17 199V197H16V199L19 201V202H17L18 204H20V207L23 205V201H22V197H21ZM31 195H34V194H31ZM52 195V194H51ZM56 195V194H55ZM134 195V196H133ZM146 195V194H145ZM176 195H177V193H176ZM175 195V196H176ZM224 195V194H223ZM233 195V194H232ZM3 196V194L0 196V199H1V197ZM28 196H30V195H28ZM159 196V195H158ZM161 196V195H160ZM174 196V197H175ZM211 196H212V194H211ZM12 197H14V196H12ZM48 197V196H47ZM52 197V196H51ZM55 197V198H56ZM63 197V196H62ZM120 197V198H119ZM126 197V196H125ZM124 197V198H125ZM133 197H136V198H138L137 200L135 199V198H133ZM143 197V196H142ZM172 197V196H171ZM213 197V196H212ZM221 195L218 197L217 195H216V197L214 196V198H215V203H216V206L217 205H219V209L221 208L222 210H223V206L225 205L224 204V202H223V197H221ZM232 196H230V198H231ZM4 198V197H3ZM28 198V197H27ZM26 198V199H27ZM46 198V197H45ZM44 198V199H45ZM64 197H63V199H65ZM124 198H123V200H124ZM144 198V197H143ZM211 198V197H210ZM209 198V199H210ZM225 198V197H224ZM25 199V198H24ZM26 199L24 200V202L26 201ZM38 199V198H37ZM41 199V198H40ZM48 199H49V197H48ZM52 200L54 199V198H51ZM63 199H62V201H63ZM130 199V198H129ZM182 199V198H181ZM236 199V198H235ZM11 200H15V198L14 199H11ZM39 200V199H38ZM51 200V201H52ZM145 200V199H144ZM143 200V201H144ZM180 200V199H179ZM225 200V199H224ZM229 200V199H228ZM231 200H232V198H231ZM234 200V199H233ZM0 201H2V200H0ZM16 201V200H15ZM28 201V200H27ZM33 201V200H32ZM42 201V200H41ZM45 201V200H44ZM50 200H49V202H51ZM54 201H56L55 199H54ZM117 201V203H115ZM132 201V200H131ZM156 200H154V202H155ZM175 201V200H174ZM211 201V200H210ZM3 202V201H2ZM60 202V201H59ZM59 202H57V203H59ZM142 204H141V203ZM153 202V203H154ZM161 202V201H160ZM170 202V201H169ZM177 202H178V199H177ZM180 202V201H179ZM203 202V201H202ZM229 202H230V200H229ZM11 203V202H10ZM33 203V202H32ZM44 203V202H43ZM53 203V202H52ZM52 203H51V206L50 207H52ZM56 203V202H55ZM118 203V204H119ZM157 203V202H156ZM171 203V202H170ZM173 203V202H172ZM214 203V204H215ZM235 203V202H234ZM241 203V204H242ZM6 204V203H5ZM25 204V203H24ZM37 204V203H36ZM45 204V203H44ZM49 204V203H48ZM62 204H63V202H62ZM113 204V205H112ZM125 204V203H124ZM163 204V203H162ZM174 204V203H173ZM172 204V205H173ZM177 204V203H176ZM212 204V203H211ZM227 204V203H226ZM238 204V203H237ZM253 204H254V206H253ZM14 205V204H13ZM12 205V207H14ZM39 205V204H38ZM50 205V204H49ZM49 205H47V206H49ZM54 205V204H53ZM120 205V204H119ZM128 205V204H127ZM155 205H157V204H155ZM175 205V204H174ZM232 205H234V204H232ZM0 206H3V205H1V203H0ZM25 206V205H24ZM37 206V205H36ZM45 205H43V207H44ZM58 206V208H60L61 207V205H60V207H59V204L57 205ZM111 206V207H110ZM113 206V207H112ZM135 206H133L134 208H135ZM138 206H136V207H138ZM167 206V205H166ZM176 206V205H175ZM203 206H204V204H203ZM203 206H202V208H203ZM212 206H213V204H212ZM240 206V205H239ZM242 206V205H241ZM11 207V208H12ZM15 207H16V205H15ZM23 207V206H22ZM21 207V208H22ZM31 207H32V205H31ZM41 207V206H40ZM53 207H55V209H56V206L54 205ZM68 207V208H67ZM120 207V209H121V206H119ZM149 207V206H148ZM169 207H171V206H169ZM181 206H179V208H180ZM209 207V206H208ZM214 207H215V205H214ZM214 207H212V208H214ZM227 207V206H226ZM235 207V206H234ZM3 208V207H2ZM7 208V207H6ZM6 208L4 207V209L6 210ZM17 208V207H16ZM18 208H19V206H18ZM42 208V207H41ZM57 208V209H58ZM112 208V209H111ZM116 208H118V207H116ZM133 208V209H134ZM145 208V207H144ZM154 208V207H153ZM157 208V207H156ZM165 208H167V207H165ZM182 208V207H181ZM207 208V207H206ZM210 209H212L211 207H209ZM233 208V207H232ZM237 208H238V206H237ZM236 208V209H237ZM255 208V207H254ZM253 208V209H254ZM7 209H9V207L7 208ZM34 209V208H33ZM45 209V208H44ZM50 210H51V208H49ZM125 209V208H124ZM138 210L139 209H143V205H142V207L141 208H137ZM137 209H135V210H137ZM149 209V208H148ZM171 209V208H170ZM175 209V207L173 208V210ZM176 209H178V207H176ZM215 209V208H214ZM213 209V210H214ZM224 209H226V208H224ZM228 209V208H227ZM252 209V210H253ZM15 208H13V210L11 209V211H10V209H9V211L10 212H12L11 214L13 215V216H16V214L17 213H20V212H18V210H17V213H15V215L13 214L15 211ZM21 210V209H20ZM37 210V209H36ZM35 210V211H36ZM60 210V209H59ZM58 210V211H59ZM134 210V211H135ZM137 210V211H138ZM141 210H139V211H141ZM146 210V209H145ZM144 210V211H145ZM151 210H152V207H151ZM167 210V209H166ZM234 211H235V209H233ZM256 210V209H255ZM4 211V210H3ZM38 211V210H37ZM42 211H44V210H42ZM116 211V210H115ZM114 211V212H115ZM119 211V210H118ZM128 211H130V210H128ZM133 211V210H132ZM136 211V212H137ZM148 211V210H147ZM165 211V210H164ZM167 211H169V209L167 210ZM166 211V212H167ZM183 211V210H182ZM181 211V212H182ZM227 211V210H226ZM245 211V210H244ZM46 212H49L48 210H46ZM52 213H55L56 211H51ZM113 212V211H112ZM121 212V211H120ZM142 212H143V210H142ZM151 212V211H150ZM153 212V211H152ZM178 212V211H177ZM218 212V211H217ZM238 212V211H237ZM237 212L235 213L236 215H238L237 214ZM246 212V211H245ZM251 212V211H250ZM254 212V211H253ZM1 213H2V211H1ZM1 213H0V246H3L6 242H4L6 239H9V237H10V242L13 244V246H15L17 249H18V251H17V249H13V247H12V245L10 246L11 248L10 249H13L14 251L16 250V252H20L19 250L21 249V245L20 246H18L19 245V243H18V237H21L20 235L22 234H20V232L19 231H21V230H19V228L16 226V225H20V224H16L17 222H16V220L17 219H15V217L14 218H8L9 220H12V219H15L14 221L16 222V223H14V221L13 222H11L12 224H15L14 225V227L12 226V224L10 223V222H8V224L10 223L11 225H9L8 226V230L11 228L10 226H12L13 228L9 231V236H8V238H7V236H6V234L5 233H7L6 231L3 233L2 232V230H4L6 227H3V225H4V222H5V218H7L6 216H5V218L1 215ZM6 213V212H5ZM8 213V212H7ZM106 213H107V211H106ZM109 213V212H108ZM117 213H119V212H117ZM145 213V212H144ZM154 213V212H153ZM155 213H156V211H155ZM159 213V212H158ZM169 213V212H168ZM222 213V212H221ZM227 213V215L226 216H228V213L229 212H226ZM35 214H36V212H35ZM48 214V213H47ZM50 215H51V213H49ZM56 214H57V212H56ZM111 214V213H110ZM110 214H107V215H109L110 216ZM121 214H122V212H121ZM141 214V213H140ZM140 214H138V215H140ZM149 214V213H148ZM163 214V213H162ZM171 214H173V213H171ZM219 214V213H218ZM234 214V215H235ZM8 215V214H7ZM40 215H42V212H41V214ZM54 215V214H53ZM112 215V214H111ZM113 215H115V213L113 214ZM113 215L111 216L112 218H113ZM119 215V214H118ZM138 215H136V217H138ZM169 215V214H168ZM182 215V214H181ZM211 215H213V212L211 213ZM215 215H217V214H215ZM214 215V216H215ZM235 215V216H236ZM240 215H241V213H240ZM248 215V214H247ZM9 216V215H8ZM46 216H48V215H46ZM46 216H45V218H46ZM57 216V215H56ZM106 216V215H105ZM109 216H107V217H105V219H107V220H105V221H113L114 219H112L111 217H109ZM120 216V215H119ZM132 216V215H131ZM147 216H151V218L153 217L152 216V214L150 213L149 215H147L146 214V216H145V220H146V218H147ZM162 216V215H161ZM160 216V217H161ZM176 216V215H175ZM219 216V215H218ZM221 216H222V214H221ZM223 216H225V214L223 215ZM239 216V215H238ZM254 216H255V214H254ZM39 217V216H38ZM66 217V216H65ZM108 217H109V219H112V220H109L108 219ZM115 217V216H114ZM122 217V216H121ZM141 217L142 218H144V216H142L141 215ZM141 217H139V218H141ZM230 217V216H229ZM234 216H232V218H233ZM250 217V216H249ZM257 217V216H256ZM16 218H17V216H16ZM22 218H23V216H22ZM36 218V217H35ZM40 218V217H39ZM115 218H117V217H115ZM139 218H136L137 220L139 219ZM159 218V217H158ZM163 218V217H162ZM167 218V217H166ZM173 218V217H172ZM214 218V217H213ZM8 219H6V220H8ZM37 219V218H36ZM125 219V218H124ZM149 219H150V217H149ZM149 219H147V220H149ZM153 219V218H152ZM177 219V218H176ZM215 219V218H214ZM221 219H222V217H221ZM225 219V218H224ZM231 219V218H230ZM237 219V218H236ZM24 220V219H23ZM23 220H21L22 222H23ZM53 219H51V222H55V221H52ZM55 220V219H54ZM116 220V219H115ZM120 220V219H119ZM123 220V219H122ZM127 220V219H126ZM142 220V219H141ZM151 220V219H150ZM166 220V219H165ZM170 220V219H169ZM168 220V221H169ZM216 220H217V217H216ZM219 220H220V217H219ZM228 220V219H227ZM238 220V219H237ZM243 220H245V219H243ZM253 220V219H252ZM38 221V220H37ZM42 221L44 222L45 220H43L42 219ZM48 221V220H47ZM133 221V220H132ZM143 221V220H142ZM218 221V220H217ZM235 221V220H234ZM58 222H60V221H58ZM114 222V221H113ZM134 222L135 221H133V224H134ZM138 222H139V220H138ZM152 222V223H151ZM151 222H149V224L150 225H152V228H154V229H157L158 228V226L156 227V225L158 224L157 222H156V220L154 221H151ZM157 224H156V223ZM161 222V221H160ZM159 222V223H160ZM175 222V221H174ZM173 222V223H174ZM179 222H180V220H179ZM214 222H215V220H214ZM213 222V223H214ZM229 222V221H228ZM227 222V223H228ZM236 222V221H235ZM240 222V221H239ZM239 222H237V223H239ZM243 222V221H242ZM244 222H246V221H244ZM5 223H7V221L5 222ZM118 224V222H115V224ZM127 223V222H126ZM130 223V222H129ZM143 223V222H142ZM154 223L156 224V225H154ZM166 223V222H165ZM167 223H169V222H167ZM180 223H182V221L180 222ZM226 223V222H225ZM231 223V222H230ZM44 224H46V223H44ZM63 224V223H62ZM120 224H122L121 222H120ZM125 224V223H124ZM146 224V223H145ZM170 224V223H169ZM172 224V223H171ZM224 224V223H223ZM229 224V223H228ZM236 224V223H235ZM234 224V225H235ZM241 224V223H240ZM249 224H250V222H249ZM5 225H7V224H5ZM4 225V226H5ZM26 225H28V224H26ZM42 225V224H41ZM49 225V224H48ZM52 225V224H51ZM61 225V224H60ZM144 225V224H143ZM162 225V224H161ZM168 225V224H167ZM179 225V224H178ZM216 225V224H215ZM218 225V224H217ZM227 225V224H226ZM230 225V224H229ZM233 225V226H234ZM40 226V225H39ZM55 226V225H54ZM53 226V227H54ZM135 226V225H134ZM138 226V225H137ZM136 226V227H137ZM146 226V225H145ZM147 226H148V224H147ZM154 226V227H153ZM172 226V225H171ZM176 226V225H175ZM231 226V225H230ZM240 226V225H239ZM238 226V227H239ZM242 226V225H241ZM2 227L4 228V229H2ZM10 227V228H9ZM22 227V226H21ZM27 227H29V226H27ZM44 227V226H43ZM50 227V226H49ZM56 228H57V226H55ZM55 227H54V229H55ZM60 227V226H59ZM65 227V228H66ZM139 227V226H138ZM137 227V228H138ZM150 227V226H149ZM174 227V226H173ZM219 227V226H218ZM247 227H248V225H247ZM252 227V226H251ZM40 228H42L41 226H40ZM45 228V227H44ZM44 228H42V229H44ZM119 228V227H118ZM135 228V227H134ZM164 228V227H163ZM170 228V227H169ZM216 228H217V226H216ZM240 228V227H239ZM246 228V227H245ZM2 229V230H1ZM7 229V228H6ZM5 229V230H6ZM23 229H24V227H23ZM48 229H50V228H48ZM48 229H46V230H48ZM136 229V228H135ZM139 229V228H138ZM138 229H136V230H138ZM143 229V228H142ZM147 229V228H146ZM145 229V230H146ZM159 229V228H158ZM167 229V228H166ZM175 229V228H174ZM173 229V230H174ZM219 229V228H218ZM221 229V228H220ZM238 229V228H237ZM247 229V228H246ZM250 229V228H249ZM254 229V228H253ZM262 229V228H261ZM7 230V231H8ZM45 229H44V231H46ZM52 230V229H51ZM57 230V229H56ZM118 230V229H117ZM119 230H121V229H119ZM151 230V229H150ZM160 230H162V228L161 229H159L158 231H160ZM168 230V229H167ZM172 230V229H171ZM225 230H227L226 228H225ZM236 230V229H235ZM43 231V230H42ZM43 231V232H44ZM103 231V232H102ZM106 231V232H105ZM114 231V230H113ZM112 231V232H113ZM123 231V230H122ZM141 231V230H140ZM224 230H222V232H223ZM242 232H243V230H241ZM240 231V232H241ZM246 230H244V232H245ZM258 231H260V230H258ZM22 232V231H21ZM25 232V231H24ZM23 232V233H24ZM57 232V231H56ZM66 232H67V230H66ZM111 232V233H112ZM116 232V231H115ZM147 232H149V231H147ZM164 232V231H163ZM181 232V231H180ZM220 232V231H219ZM221 232V233H222ZM227 232V231H226ZM226 232H225V234H226ZM229 232V231H228ZM243 232V233H244ZM251 232V231H250ZM250 232H248V234L250 233ZM256 232V230H254V232L252 233H250L251 235L248 237V238H253L252 240H249L248 238H247V246H249V244L251 245V246H249L250 248L249 249H251V247H253L252 248V250L253 249H256L257 248V245L258 244H256V242H255V240L258 238V236H257V234L255 233ZM1 233H3V234H1ZM68 233H66V234H68ZM104 233H106V235L104 234ZM108 233V234H107ZM168 233V232H167ZM172 233V232H171ZM177 233V232H176ZM179 233V232H178ZM220 233V234H221ZM246 233H247V231H246ZM256 234V236H255V234ZM260 233V232H259ZM258 233V234H259ZM5 234V236H2V235H4ZM20 234V235H19ZM44 234H45V232H44ZM65 234V233H64ZM63 234V235H64ZM65 234V235H66ZM103 234H104V236H103ZM147 234V233H146ZM153 234V233H152ZM181 234V233H180ZM225 234H224V238H225ZM231 234V233H230ZM237 234H240L239 232H237ZM247 234V235H248ZM252 234H253V237H252ZM263 234V233H262ZM8 235V234H7ZM19 235V236H18ZM22 235H24V234H22ZM116 235H117V233H116ZM148 235H150V234H147V236ZM157 235V234H156ZM228 236H230L229 234H227ZM243 235V234H242ZM44 236V235H43ZM47 236V235H46ZM67 236V235H66ZM113 236V235H112ZM120 236V235H119ZM227 236V237H228ZM246 236V235H245ZM260 236V235H259ZM5 237H6V239H5ZM63 237V236H62ZM101 237V238H102ZM122 237V236H121ZM143 237V236H142ZM150 237V236H149ZM173 237V236H172ZM176 237V236H175ZM241 237V236H240ZM244 237V236H243ZM257 237V238H256ZM261 237V236H260ZM150 238H152V237H150ZM161 238V237H160ZM163 238V237H162ZM230 237H228V239H229ZM232 238H233V236H232ZM231 238V239H232ZM256 238V239H255ZM5 239V240H4ZM103 239V238H102ZM110 239V238H109ZM113 239V238H112ZM120 239V238H119ZM146 239V238H145ZM149 238H147L146 239V241L148 240ZM244 239V238H243ZM246 239V238H245ZM20 240H21V238H20ZM24 240V239H23ZM45 240V239H44ZM108 240V239H107ZM114 240V239H113ZM117 240V239H116ZM123 240H125V239H123ZM170 240H171V238H170ZM259 240H260V238H259ZM39 241V240H38ZM40 241H42V240H40ZM149 241V240H148ZM159 241V240H158ZM162 241V240H161ZM228 240H226V242H227ZM235 241V240H234ZM248 241H250V243L248 244ZM258 241V240H257ZM108 242V241H107ZM109 242H112L111 240L109 241ZM114 242V241H113ZM115 242H118V241H115ZM122 242V241H121ZM157 242V241H156ZM163 242V241H162ZM161 242V243H162ZM228 242H230L231 244L232 243H234L233 242V239H232V242L231 241H228ZM245 242V241H244ZM262 242V241H261ZM10 243V244H11ZM104 243L105 242H103V244L102 245H104ZM125 243V242H124ZM123 243V244H124ZM158 243V242H157ZM160 243V242H159ZM166 243V242H165ZM236 243V242H235ZM243 243V242H242ZM246 243L244 244V246L246 245ZM8 244H9V242H8ZM7 244V245H8ZM37 244V243H36ZM101 244L99 245V246H101ZM113 244H115V243H113ZM122 244V245H123ZM151 244V243H150ZM154 244V243H153ZM156 244V243H155ZM154 244V245H155ZM228 244V243H227ZM6 245V246H7ZM165 245V244H164ZM163 245V246H164ZM18 246V247H17ZM22 246H23V242H22ZM112 246V245H111ZM158 246V245H157ZM227 246V245H226ZM229 246H231V245H229ZM228 246V247H229ZM235 245L233 244V246L232 247H234ZM237 246V245H236ZM259 246V245H258ZM19 247H20V249H19ZM36 247H38V246H35V248ZM102 247V246H101ZM108 247V246H107ZM121 247V246H120ZM126 247V246H125ZM161 247V246H160ZM106 248V247H105ZM109 248H110V245H109ZM114 248V247H113ZM121 248H124V246H122ZM156 248V247H155ZM231 248V247H230ZM247 248V247H246ZM25 250V248H22V250ZM37 250H38V248H36ZM35 249V250H36ZM43 249H40V252L39 253H41V250L42 251H44ZM119 249V248H118ZM153 249V248H152ZM232 249H236L235 247L234 248H232ZM259 249H260V247H259ZM258 248H257V250L256 251H252V252H255L254 254H256V252H258V250H259ZM12 250V251H13ZM34 250V251H35ZM66 250H68L69 251V253H71V255H69L70 257H72V260H71V258L69 257V259H68V257H67V252H66ZM101 250V249H100ZM108 250V249H107ZM125 250V249H124ZM124 250H122V251H124ZM127 250V249H126ZM154 251H155V249H153ZM163 250V249H162ZM165 250V249H164ZM214 250H216V249H214ZM238 250V249H237ZM263 250V249H262ZM25 251H27V250H25ZM24 251V252H25ZM106 251V250H105ZM118 251V250H117ZM236 251V250H235ZM239 251V250H238ZM23 251H21V253H22ZM45 252V251H44ZM110 252V251H109ZM157 252V251H156ZM155 252V253H156ZM166 252V251H165ZM230 252V250L228 251V253ZM234 252V251H233ZM14 253V252H13ZM38 253V254H39ZM68 253V254H69ZM114 253V252H113ZM158 253V252H157ZM168 253V252H167ZM167 253H166V255H167ZM15 254V253H14ZM14 254H12V256H13V258H14ZM31 254H35V253H31ZM37 254V253H36ZM115 254H116V252H115ZM160 254V253H159ZM162 254V253H161ZM231 254H232V250H231ZM230 254V255H231ZM234 254V253H233ZM235 254H237V252L235 253ZM27 255V254H26ZM103 255V254H102ZM111 255V254H110ZM125 255V254H124ZM155 255V254H154ZM164 255H165V253H164ZM226 255V254H225ZM253 255V254H252ZM256 255H258V253L256 254ZM16 256H18V255H16ZM22 256H24V255H22ZM22 256H18L17 257V259L14 261V263H12L11 262V264H22V261H21V258L20 257H22ZM113 256V255H112ZM157 256V255H156ZM172 256V255H171ZM176 256V255H175ZM179 256H181V255H179ZM234 255H232V257H233ZM240 256V255H239ZM254 256V255H253ZM25 258L24 259H26V256H24ZM28 257V256H27ZM36 257V256H35ZM102 257V256H101ZM115 257V256H114ZM126 257V256H125ZM163 257V256H162ZM165 257V256H164ZM183 257V256H182ZM241 257V256H240ZM260 257V256H259ZM258 257V258H259ZM13 258H10V259H13ZM16 258V257H15ZM14 258V259H15ZM104 258V257H103ZM235 258H237V257H235L234 256V259ZM256 258V257H255ZM257 258V259H258ZM110 259H111V257H110ZM118 259V258H117ZM163 259H165V258H163ZM172 259V258H171ZM243 259V258H242ZM34 260H35V258H34ZM106 260V259H105ZM113 260V259H112ZM170 262H171V260L170 259H168ZM172 260H174V259H172ZM178 260V259H177ZM236 260V259H235ZM239 260V259H238ZM12 261V260H11ZM119 261V260H118ZM117 261V262H118ZM125 260H123V262H124ZM166 261V260H165ZM237 261V260H236ZM251 261V260H250ZM260 261H262V260H260ZM264 261V260H263ZM10 262V261H9ZM26 262V261H25ZM25 262H24V264H25ZM34 262V261H33ZM104 262V261H103ZM102 262V263H103ZM115 262V261H114ZM122 262V261H121ZM120 262V263H121ZM169 262V263H170ZM176 262V261H175ZM227 262H229V261H227ZM235 262V261H234ZM105 263V262H104ZM109 263V262H108ZM171 263H173V262H171ZM237 263V262H236ZM240 263H242V262H240ZM37 264V263H36ZM110 264V263H109ZM112 264V263H111ZM114 264H116V262L114 263ZM176 264V263H175ZM184 264V263H183ZM242 264H244V261H243V263Z\"/></svg>","mask_w":264,"mask_h":264},{"label":"water","instance_id":"3","mask_svg":"<svg viewBox=\"0 0 264 264\" xmlns=\"http://www.w3.org/2000/svg\"><path fill=\"white\" fill-rule=\"evenodd\" d=\"M161 175H162V171L161 170H158L156 175H155V178H156V185H160L161 183Z\"/></svg>","mask_w":264,"mask_h":264}]
</instances>
